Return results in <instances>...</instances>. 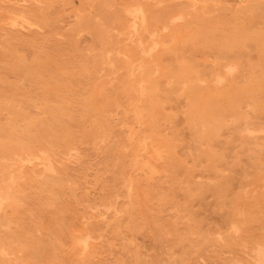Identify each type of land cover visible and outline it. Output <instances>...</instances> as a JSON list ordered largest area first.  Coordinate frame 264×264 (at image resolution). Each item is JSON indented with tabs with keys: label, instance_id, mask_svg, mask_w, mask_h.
<instances>
[{
	"label": "rangeland",
	"instance_id": "rangeland-1",
	"mask_svg": "<svg viewBox=\"0 0 264 264\" xmlns=\"http://www.w3.org/2000/svg\"><path fill=\"white\" fill-rule=\"evenodd\" d=\"M38 4H39L40 8H39ZM17 6H18V9L20 7H21V9L18 10L16 8ZM32 6H35L36 9L34 10V8ZM0 7H1L0 8V43L4 41L3 42L4 44L1 43V45H0V77H1L0 78V92L2 91L1 93L3 96V98H2L0 95V101H2V99L6 100V98H7L8 100L1 103V104H3V103H7L8 101H10L9 99H11V103L8 102L9 103L8 107L6 106L7 104H4V105L0 104L2 106V108L4 107L2 109L0 106V108L3 110V111L0 110L1 111L0 112V125L2 126L3 124H5V125H3L2 128L0 127V131H2L4 128L8 129L9 125L15 124L14 126L16 128L18 127V130H16V131H18V133L21 134V133H23V130H24V132H26V131L28 132V127L30 128L32 125L33 127H31V128L36 130V131H34V130L32 131V130H30L31 128L29 129V131H30L29 134L34 132L33 133L34 136L31 135V137L32 136L33 137L32 138L30 137L31 139H33V143L37 144V142H40L39 140L42 139L41 140L42 144L39 143L40 145L39 144L35 145V148H37L36 146H38V145L40 146V148H43V149H45L46 147L48 148V147H52L55 145L54 147L58 151V153H56L55 156L53 157V161L55 162V164L52 161V163L54 164V165L52 164L53 167L51 166L52 171L50 169H46V170L42 171V169H43L42 165L38 164L35 169L41 173H37L34 177H30V178L24 177L18 184V187L20 186L19 190H21L22 188L25 187V188L29 189V192L27 189L25 190V188L22 189V191L18 190L17 195L15 197L16 199H14L16 201V203H18L17 204L18 206L14 202L13 205L9 204V205H11V207L10 206L6 207V215L7 216L5 215L6 217L4 219L6 221L0 222V223H5V225L0 224V234L2 233L0 235L1 236L0 238L2 239L4 235L6 236L8 234L6 237L4 236V238H5L4 241L6 242V240H7L8 243L13 241L11 244L9 243L10 245H12L11 249H12V247H14L13 248L14 250H17L18 252H20V253H18L15 251L14 252L15 255H16V253H17V255H20V256L24 254L23 258L27 259L32 264H33L34 260H35V264H59V260H61L60 264H62V263L63 264H240V263L246 264V261L249 262L247 264H260V254L262 252H264V250H263L264 238H262V235H264V187H263L264 186V107H263L264 106V104H263L264 103V91H263L264 90L263 89V87H264V0H11V1L10 0H0ZM8 7L10 8V10H8L9 9ZM11 7L12 8L14 7L13 8L14 12H13ZM30 7H32L33 9H31ZM119 7H121V8H119ZM135 7L139 11H135L136 10V9L134 10ZM137 7H140V8L142 7L141 8L142 10L140 8H137ZM6 8H8V9H6ZM24 8H26V9H24ZM28 8H30V9H28ZM37 8H39L40 10ZM145 8H146V10H145ZM143 9L146 11V13L150 12V14L145 15V13H144L145 11ZM15 10H16V12H15ZM37 10H38V12H36ZM97 10H99V12ZM26 11L29 12L30 14L27 13ZM132 11L134 14L132 13ZM32 13H34V15H36V16H34ZM35 13H39V14H35ZM135 13L137 15H135ZM28 14H29L30 18H27ZM20 15H21V17H20ZM132 16H134V18ZM145 16H148L149 21L148 20L147 21L149 22L150 25L146 24L147 21L145 19L146 18ZM149 16H151V19L149 18ZM116 17H118V18L120 17V19H117ZM31 18H33L32 21H31ZM139 19H141V21H139ZM143 19H145L144 21H146V23H144V25H143ZM152 19L156 20V21L150 23V21H152ZM34 20H37L38 23H36ZM120 20L123 23L119 22ZM133 22H134V26H133ZM26 24L28 25L27 27H26ZM120 24L124 25V27L121 26ZM140 24H141V26L142 25L143 26L139 27ZM105 25H107L106 26L107 28L105 27ZM137 25H138V27H136ZM145 25L148 26L147 27L148 31L145 30V27H146ZM143 27H144V29H143ZM99 28H101V30L103 29L105 31H101V30H99ZM125 29H127L128 31ZM135 29H138V31L136 32ZM245 29H246V31H245ZM140 30H142V31L139 32ZM100 31L102 33L106 32V34H104V33L100 34ZM124 31H126V32H124ZM143 31H144V33H143ZM9 32H10V34H9ZM12 32H13L14 37L12 36ZM7 33H8V35H7ZM119 34H120V36H119ZM101 35H105V37H103ZM106 35L107 36L114 35L115 37L117 35L118 37L115 38L114 36H112L114 38L111 39L110 38L111 36L107 37ZM139 35H140V37H139ZM11 36L13 38H11ZM259 36H260V38H258ZM2 37H4V39ZM5 37L9 38V40ZM100 37H101V39H100ZM1 38H2V40H1ZM119 38L122 41H120ZM5 39H7V40H5ZM103 39H104V42H103L104 44L101 45L100 43L103 41ZM113 39H115L117 42L114 43L115 40L113 41ZM130 39L133 42L130 41ZM136 39H139V40H136ZM100 40H102V41L100 42ZM118 40H119V42H118ZM123 40H126L127 43H129V44L126 45V43H124L125 41H123ZM153 40H154L155 44L157 43L156 45L152 42ZM109 42H110L111 47H114V48L118 44L117 47L119 46V48L123 49L124 50L123 53H126V51L128 52L129 49H130V51H129L130 53L133 51L131 53V55H133L134 53L136 54L138 52V54L140 56L138 54H136L138 56L137 57L134 54L137 58H134L135 57L134 55H133L134 57L131 56L132 59L134 58L133 59L134 62L131 59V61H132L131 66L133 68H137V66H139V65L140 66L146 65L151 70L153 68L154 69L157 68V69H155L157 71H154V69L152 71H149L150 72L149 73V80H148L147 84L151 83L150 85L155 86L156 90H157V87H159V83L162 84V85L160 84L161 88L163 86L166 87L169 85L168 86L169 88L167 87V93L164 92L165 88L164 89L162 88L163 89L162 90L159 87V90H157V92H159L160 90H161V92L162 91L164 92V94H165L164 96H163V93L161 94V96H163L164 98L160 96L161 92L158 94L155 91L156 93L153 97L154 99H151L152 103L148 99H143L139 102V105L142 107V109H144L143 110V112H144V115H143L144 123H143V125H142L143 127H141V129L146 130L147 132H149V131L152 132L154 139L158 138V139H156V142L158 144L157 143L154 144V147L158 152L159 151L162 152L161 149L163 148V153H165L164 152L165 149H166V152L168 153V154L167 153L164 154V155H166V157L168 155V157H167L168 160H167L166 157L162 155L163 153L159 152V154H161V157L163 156V158H162L163 160L161 159V157L158 156L159 158H157V159L160 161H158L157 159H156L157 162L155 159L150 161L151 170H149L145 166H139V165L135 164V162L133 161L135 157H140V156H138L139 152L134 150L135 144H134V141L131 140L130 129H129L130 127L136 126L135 121H134V115L129 109L132 102H138V99H136L137 95L135 93H132L131 95L130 94H125V95L123 94L120 96H116V95H114L113 92L110 93L111 90L109 89L110 92H106L107 90L105 91V93H108L109 96L99 95L98 97L100 99H98V97H97V100H99V101L96 102L95 106L100 107L98 109L99 112L97 110H95V108H93L94 109V111H93V109L91 110V109H87L88 107H83V106H86V105H84V102H86V99L84 100V97L87 98V96L91 95L94 92V89L96 86H99V85H102V83L103 84L105 83L106 85H104V86L107 87L111 83L119 84L120 82L125 83V81H126L125 77H127V75H126L127 73H126L125 68H123V67H125L123 64L124 60L122 58L123 53L122 52L119 53V50L117 51V48L114 49V48L109 47ZM120 42L124 43V44H122V46L124 45L125 47H120V45H121ZM7 43H8V45H7ZM9 43L12 46L9 45ZM141 43L145 46L141 45ZM5 44L7 47H11V49L7 48V47L5 48V46H4ZM96 44H98V45L96 46ZM153 44H154V46L152 47ZM99 45L101 46V48H99L100 47ZM107 45L111 49V51L109 48H107ZM103 46H106V48L105 47L103 48ZM127 46H128V49L125 50V48H127ZM135 46L137 49H138V46H140V47L137 50L136 48H133ZM145 48L147 50L146 55L144 54L146 51V50H144ZM99 49H101V50H99ZM15 50H16V54H13V53H15ZM97 50H99V51H97ZM102 50H104V51L102 52ZM9 51L13 52V53L11 54ZM91 52H93L94 54L92 53L93 54L92 55ZM108 52H109L110 56H108L109 55ZM148 52H150V53H148ZM9 53H10V55H9ZM17 53H20V54H17ZM95 53L97 54V56ZM101 53L103 54V56ZM36 54L37 55L39 54L40 57L37 56ZM42 54H44L45 56ZM98 54L99 55L101 54L100 60H98V58H100ZM111 54L112 55L114 54L115 56L113 55L114 56L113 57V56H111ZM153 54H156L157 57L154 56ZM18 55L20 56V59H19ZM21 55L22 56L24 55V57L27 60L24 58L25 61L22 62L23 58ZM41 55H42V58H41ZM88 55L89 56L92 55V57L93 56L94 57L93 58L90 57L91 58L90 59ZM120 55H121V57L119 58ZM143 55H145V56H143ZM11 56H13V58ZM76 56H77V58H76ZM107 56H108V58H107ZM43 57H45L46 60ZM53 57H54V59H53ZM55 57L58 60L55 59ZM112 57H113V61H111ZM116 57L118 59H115ZM141 57L144 59V62H141V61H143V59ZM144 57L147 59L145 60ZM5 58H7V60ZM10 58H12V60ZM14 58H15V61H18V60H21V61L16 62L17 65H14L15 64V62H13ZM37 58H38V60H37ZM48 58L49 59L51 58V61ZM78 58H80V61ZM83 58H84V60H83ZM88 58L90 60H88ZM121 58H122V60H121ZM34 59H36V60H34ZM65 59L68 62H66ZM8 60H11L12 62L8 63ZM55 60H57L58 66H56L57 62H55ZM63 60H64V63L66 62V64H63ZM82 60L85 62L81 63ZM136 60L138 61L137 63H136ZM5 61L9 64V66L7 63L6 64L4 63ZM38 61H40V62H38ZM70 61H72L74 64H77L78 66L74 65ZM92 61H93V65H94L93 67L96 68L97 70L93 69L92 63H91ZM98 61L101 63V65H100V63H98ZM121 61H123V62H121ZM21 62H22L23 66L20 65ZM33 62H35V63H33ZM76 62H78L79 64ZM31 63L34 64L33 65L34 67L31 65ZM67 63H69V64L72 63V64H70L68 66ZM88 63H91V64H88ZM115 63H116V65H115ZM120 63H122V64H120ZM10 64H12L13 66L10 67ZM25 64H28V66H26ZM83 64H85V65L87 64L86 66L88 67V65H89V67L85 68L84 67L85 65L82 66ZM118 64H119V67L120 66L122 67V69H121V67L120 68L118 67ZM48 65L49 66L51 65L50 66L51 68L47 67ZM72 65H73V67L71 68L70 66H72ZM15 66H19V67H15ZM40 66L41 67L44 66L43 68L47 67L44 70V72L48 73V74L47 73L45 74V76L47 75L46 79L44 78V72H42L43 68H40ZM105 66H106V68H105ZM115 66H117L118 68ZM7 67H10V68L8 69ZM24 67H25V70L27 71V73L24 72L25 71ZM30 67H31V69L29 70L28 68H30ZM65 67H66V69H65ZM69 67L71 69V72H70ZM189 67L192 71L186 70L187 73H185L186 71H184V70L187 68L189 69ZM52 68H53V71L51 70ZM61 68H63L64 70H62ZM166 68H167V72L172 70L171 73L170 72L165 73ZM193 68L196 70H194ZM13 69H16V71ZM18 69L20 70V72L18 71ZM84 69H86V70H84ZM182 69H184V70H182ZM31 70H33V71L39 70L36 73H39V72L40 73L36 74V76H35L33 73H31ZM49 70H50V72H49ZM112 70H114V71H112ZM65 71H67V72L65 73ZM76 71H77V73H76ZM107 71L110 74L108 73V75H107L106 74ZM160 71L164 73V74H162L161 78L159 77L160 75L157 73ZM179 71H181V72H179ZM193 71H194V73H192ZM198 71L201 73L203 72V75L200 73L201 77H200V75L199 76L197 75L199 73ZM207 71H208V73H207ZM15 72H17V73H15ZM116 72L118 74H116ZM161 72H160V74H161ZM173 72L175 73V75L173 74ZM188 72H191L194 77L196 75V77L194 78L195 80L193 82H191L193 79H191L189 81V79L193 76L190 77ZM29 73H30V75H29ZM100 73L101 74L104 73L103 74L104 76L100 77L99 76ZM122 73H124V74H122ZM176 73H178V74H176ZM183 73H184V77L187 78V76H189L188 77L189 79L185 78L184 81H187L185 83H183L184 82L183 81V79H184ZM204 73L206 75L208 74L209 77H206V75ZM220 73H222V74H220ZM166 74H168V75H166ZM169 74L172 76L174 75L175 76L174 79ZM185 74L187 76H185ZM24 75H26L29 79ZM92 75H94L93 77H97V76H99V77H97L98 79L97 78L95 79L92 77ZM163 75L164 76L166 75V77L163 78L164 77ZM118 76H120V78L121 77H123V78L120 79ZM197 76L199 77V79ZM91 77H92V80L90 79ZM170 77L172 78V81H171ZM180 77L182 79L181 81L179 79ZM30 78L31 79L34 78V79H32V81H31ZM53 78H54V81H53ZM81 78H83V79L81 80ZM201 78H203V80H200ZM204 78H207V79L205 80ZM2 79L5 82L1 83ZM35 79H36V82H34ZM42 79H43L42 82L45 83L46 85H44L41 82ZM47 79L51 80V81L49 82V81H47ZM68 79H70V80H68ZM79 79H80V81H82L81 83L84 85H85L86 81L87 82L89 81V82L86 83V85L84 86L80 83ZM88 79H90L91 81ZM100 79L102 81H100ZM11 80L14 82H11ZM55 80H57V82ZM83 80H84V82H83ZM118 80H119V82H118ZM169 80L171 83L169 82ZM71 81H72V83H71ZM93 81H94V83H92ZM149 81H152V82L149 83ZM54 82H56V83H54ZM156 82L158 83V86L156 85L157 84ZM179 82L183 83L181 86L183 89H181V88L178 89V87H176V86L180 87L181 83H179ZM238 82H240V83H238ZM251 82H252V85H251ZM254 82H256L257 84ZM38 83H40L41 85L43 84V85L42 86L40 84L38 85ZM61 83H63V84H61ZM90 83H92V84H90ZM195 83L196 84L200 83L197 85L201 89L200 91L197 90L198 89L197 86L195 87V85H196ZM249 83H250V85H248ZM259 83H260V86H259ZM76 84L79 85L80 87L77 86ZM97 84H99V85H97ZM164 84H166V85H164ZM242 84H243V88H245V89L241 88ZM261 84L263 87H261ZM1 85H3V86L1 87ZM15 85L19 86V88ZM73 85L74 86L76 85V86L73 87ZM190 85H191V87H190ZM192 85L194 88L192 87ZM257 85L259 86V88L257 87ZM24 86H25V88H24ZM61 86H62V88H61ZM188 86H189V89L192 88V89H190L192 91L187 89ZM224 86L226 88V90H225L226 92L224 91V89H225V88H223ZM250 86H252V87H250ZM6 87L8 89L9 88L10 89L4 90L3 88H6ZM201 87H203V88H201ZM1 88H2V90H1ZM11 88L15 89L14 91L16 92V94ZM76 88L77 89L79 88L78 89L79 94L77 93ZM240 88H241V90H243V91H240V93L242 92L241 94L239 93ZM256 88H258L260 91L262 90L263 93H261L262 91L261 92L257 91L258 89H256ZM16 89H18V92L16 91ZM25 89H27L29 91H27V90L25 91ZM35 89H37V90H35ZM81 89L83 90V93H82ZM84 89H86V90H84ZM168 89H170V90H168ZM6 90H7V92H5ZM176 90H178V91H176ZM185 90H187V91L184 93L183 91H185ZM212 90L214 92H211ZM232 90L234 93L231 92ZM237 90H238L239 94L237 93ZM244 90L247 92V94ZM255 90H256V93H255ZM11 91H13V93H11ZM197 91L199 93H201V96L199 95V93ZM217 91L219 93H222V95L224 94L223 96L228 95L227 98L226 97L221 98V94L218 95L219 93H216ZM227 91H229V92H227ZM72 92H74V93H72ZM210 92L212 94V97H214L213 93H215L214 98L211 97ZM18 93H19V95H17ZM42 93H44V94H42ZM56 93L58 96L56 95ZM186 93H188V94H186ZM228 93L230 94V98H228L229 97ZM236 93L239 95V97H237ZM258 93H259V95H258ZM32 94H34V96H32ZM36 94H37V96H36ZM39 94H40V97H39ZM49 94H51L53 96H50ZM74 94H75V96H74ZM82 94H83V96L86 94V96L83 97ZM234 94L236 95V97ZM112 95L115 98L112 97ZM189 95H191L193 98L190 96L191 98L189 99ZM194 95H195V97H194ZM208 95H210V96L208 97ZM18 96L24 100L21 101L19 98L20 102L17 101ZM27 96H29L28 98H30V96H32V98L34 97L33 98L34 102L37 101L36 97H38L39 98L38 101L41 102L40 104L38 102V104L40 106H38L37 102L35 104L33 102V99H31V98L28 99ZM73 96L76 100L73 98ZM76 96H77V98H76ZM216 96L218 98H221V100L223 99L222 103L225 102L227 104V103H230L232 101V104L230 103L231 105L230 104L225 105V103L222 104L221 100L219 99V101H218V102H220L219 105H221V104H222L221 106L224 105L222 108H225L227 106V109H225L226 111L222 112L221 106H219L218 107L219 109H217V106H218L217 103L218 102L216 103V101L218 99L215 100ZM242 96L245 97V99H243L244 101H242V98H244ZM253 96H254V98H253ZM255 96H256L257 100L259 98L258 101L255 99ZM262 96H263V100L261 99ZM50 97H53V98H50ZM105 97H107L108 99H106ZM210 97L212 98V101L209 100L210 101L209 102L208 99ZM234 97L237 100H234L235 99ZM186 98L188 100V103L190 102L189 104H187ZM194 98H195V100H193ZM232 98H234V99L230 100ZM238 98L239 99L241 98V100H239ZM12 99H13V101H12ZM70 99L72 101L75 100L76 103H74L75 101L70 102L71 101ZM80 99H81V101H80ZM110 99H111V101H109ZM201 99L202 100L204 99V100L201 101ZM227 99L230 102H226V101H228ZM250 99L252 101L254 100L255 103L251 102ZM28 100H29V103H28ZM116 100L119 101V103H117ZM162 100L163 101L165 100V102L164 103L160 102ZM77 101H78L79 105H81V103H83L82 104L83 106L76 105ZM124 101H126V102H124ZM157 101H159V102H157ZM195 101H198L199 102L198 105L199 104L202 105L201 107H203V108L207 106L206 104H209V103L211 105L214 104L213 105L214 110L212 113L214 115L215 114H217V115L215 116V118H214V115H212L213 118L215 119V123L213 125V128H211L212 130L209 129L208 126L204 127L201 120L196 121L199 119L194 118L193 117L194 113L189 112V111H193V109L195 107V104H194ZM207 101H208V103H207ZM235 101L236 102L238 101L237 104L240 103L237 105L238 107L234 106V105H236ZM248 101H249V103H248ZM42 102H44L45 104ZM106 102H108V103L106 104ZM15 103H16V105H15ZM71 103L74 104V107L76 106L75 109L72 108L73 105L71 106ZM154 103L156 105L159 103L157 105L158 107ZM251 103H252V105H250ZM17 104H19V105H17ZM32 104H33V107H32ZM150 104H152V105H150ZM190 104H192V105H190ZM203 104L206 106H204ZM14 105H15V108L13 107ZM41 105H43V106L41 107ZM102 105L105 106L106 108L103 107ZM119 105H120V107H119ZM147 105H149V107L150 106L151 107L153 106V107L148 109ZM188 105H190V106H188ZM258 105H259V108H261V109L258 108ZM22 106H24V107H22ZM109 106H110V108H109ZM10 107H11V109L9 110V112L11 111L10 112L11 115L9 114L8 111H5V110H8V108H10ZM39 107H41L42 109H39ZM70 107H71V109H70ZM256 107H257V109L254 110ZM16 108H18L20 111ZM20 108H23V109H20ZM43 108H46V109L43 110ZM47 108H49V109H47ZM103 108H104V111H106V110L107 111L104 112ZM228 108L229 109L233 108V109L228 110ZM13 109L15 110V112H16V110H18L19 112H16L13 114V112H14ZM26 109H27V111H26ZM156 109H158L157 112H156ZM189 109H191V110H189ZM28 110L30 111V114H28V116H26V114L29 113ZM58 110L61 112H59ZM71 110L72 111L74 110L75 113L77 112L76 114H78V115H75L74 111L72 113ZM218 110L220 112H222L223 115L225 113L229 114L228 111H231L232 117H234V118L231 119V114L230 115L225 114V116L223 117L222 114L218 113L219 112ZM253 110L257 111V112L255 113ZM24 111H26L27 113L25 112L26 113L25 114ZM42 111H43V113H42ZM80 111H82L81 114H80ZM86 111H88L89 113H86ZM214 111H216V113H214ZM233 111H235V113ZM239 111L242 112V114ZM20 112H23L25 117L23 115H20L19 114ZM39 112H40V114H39ZM102 112H103V114H102ZM110 112L112 113L111 114L112 116H109ZM146 112H147V114H146ZM160 112L163 114L161 115ZM47 113H49L50 115H47ZM90 113H93V114L90 115ZM99 113H101L102 116ZM236 113H237V116H236ZM8 114L10 116L13 115L14 118H13V116L10 118L8 116ZM85 114L87 116H85ZM88 114H89V116H92V115H94V116H92V118H89ZM97 114L101 117H99ZM114 114H116V115H114ZM122 114H123V116L121 117ZM157 114L159 116H157ZM191 114H192V116H191ZM210 114H209V116H210ZM33 115H34V117L38 115L36 118H41V119L40 120L36 119V118L32 117ZM45 115H47L46 117L51 116L53 118H51V117L46 118ZM56 115H58V116H56ZM69 115H72V116H69ZM73 115H75V116H73ZM81 115H82V117H81ZM119 115H120V118H119ZM218 115L220 118L218 117ZM19 116H22L24 119L22 117H20V119H19ZM96 116H98V118ZM212 116H211V118H212ZM16 117L18 118L17 119L18 121L16 120ZM30 117H31L30 120H32V118H33V120H32L33 122L30 120L26 121ZM151 117H152V119H151ZM221 117H223V118H221ZM239 117L242 119L240 120ZM21 118H22V120H21ZM75 118H77L78 120ZM84 118H85V122H84ZM213 118H212V120H213ZM235 118H237L240 121L236 120ZM246 118H248V119H246ZM34 119H35V121H34ZM43 119H45V120L43 121ZM50 119H52V121ZM62 119H63V122H62ZM111 119L114 121L111 122ZM193 119L195 122L193 121ZM219 119L220 120L222 119V121H223L222 125H221L222 121H221V123L218 122ZM11 120H13L14 123ZM41 120H42V122H39ZM48 120H49V122H48ZM117 120L118 121L121 120V121L118 122ZM123 120L125 122H123ZM246 120H248V121L246 122ZM53 121L56 123H54ZM235 121H237V122H235ZM28 122H31V125ZM45 122H46V126H48V124L51 123L50 126H48V127H50V130H48V131L51 132L53 130L52 133L56 134V137H51V136H48L45 134H44L45 136H43L42 131H41L42 134L40 133V130H42L41 127H43V125H45ZM47 122H48V124H47ZM66 122L68 123L69 126L71 125L70 127H73L75 125L76 128H75V126L73 128H70ZM82 122H84L85 125ZM86 122H89V123H86ZM243 122H244V124H243ZM9 123H11V124H9ZM17 123H19L18 125H20V123H23L22 125H20L22 127V129H23V125L26 124L25 125L26 127L25 126L24 127L27 129H23L21 131V129H19L20 126H17ZM70 123H72V124H70ZM217 123H219L221 126ZM247 123L250 125H248ZM6 124H8V125H6ZM37 124H39L38 126H40V124H41L39 130H38L39 127L37 126ZM90 124H93V125L90 126ZM151 124H152V126H151ZM51 125H53V127ZM99 125H100L101 129H103L102 134L99 136H95L93 134V132L95 131L94 128L96 126H99ZM129 125H131V126H129ZM153 125H154V127H153ZM245 125L248 128L245 127ZM46 126H44V127L47 129L48 127H46ZM65 126H67L68 130L66 129ZM80 126L81 127L83 126L84 130H82V128ZM56 127H57V129H56ZM91 127L94 130H92ZM242 127H244L245 129H249V131L248 130L244 131L245 129H242ZM45 128H43V129H45ZM52 128H54V129H52ZM89 128H90V130H86ZM158 128L160 130H158ZM197 128L199 129V131ZM252 128L254 130H252ZM55 129L57 132L55 131ZM62 129L63 130L65 129V132ZM128 129H129V131H128ZM59 130H61V131H59ZM66 130H67L68 135H66L67 134ZM78 130H80V131H78ZM124 130H126V132ZM215 130L217 133L215 132ZM62 131L64 132V134L62 133ZM84 131H85V135H83ZM78 132H80L81 134ZM207 132H209V134H211L212 136L211 135L207 136ZM87 133H89V134H87ZM3 134H5V133H3ZM36 134H37V136L39 134V136L41 138L40 139H38L39 137L36 138V136H35ZM58 134H60L61 140L59 139L60 136ZM71 134H74V136ZM76 134H77V136H75ZM0 135L2 136V138L4 137L2 139L0 136V143H1V142L5 141L6 134L5 135L0 134ZM57 135H58V137H57ZM64 135L67 136V138L69 136V138L67 139ZM119 135H120V137H119ZM21 136L23 137V135H21ZM62 136H64V137L62 138ZM159 136H160V138H159ZM164 136L169 137V139H171L170 140L171 142L169 141V139L167 137L166 138L168 140L163 139ZM199 136L201 139L199 138ZM44 137H45V139H44ZM47 137H49V139ZM81 137H83V138H81ZM97 137H99L98 138L99 140L96 139ZM209 137H211V139H209ZM52 138H53V140H56L58 142L53 141ZM64 138H66V140ZM92 138H93V141L91 140ZM118 138H119V140H118ZM197 138L200 140H198ZM43 139L45 142L47 141L48 143L47 142L45 143L43 141ZM72 139H74V141ZM79 140H81V141L79 142ZM101 140H103V141L101 143H98ZM158 140H161V141H159L161 143H159ZM162 140H164V141L162 142ZM202 140H205V141L203 142ZM68 141H69V143L72 142V143H70V146H69V143H67ZM76 141H78V142H76ZM95 141H96V143H95ZM109 141L110 142L112 141L111 144H109ZM61 142L64 144V146H63V144H61ZM118 142H119V144H117ZM131 142H133V144H129ZM166 143L169 144V146ZM170 143H173V144H170ZM71 144L73 145V147ZM46 145H48V146H46ZM58 145L60 147H65V149L58 148ZM118 145L120 147H118ZM166 145L168 148L167 147L165 148ZM43 146H45V148ZM75 146H77V147H75ZM93 146H95V147H93ZM128 146H129V150L132 147V150H131L132 152L125 151V150H128L127 149ZM81 147H82V150L80 149ZM125 147H127V148H125ZM87 148H88V150H87ZM78 151H79V153H78ZM80 152H81V154H82V152H84V153L82 155H79ZM170 152H171V154H170ZM59 153H60V155H58ZM65 155H67V157ZM73 155L75 156V159H74ZM78 155L81 158H79ZM56 156H58L59 158L57 157L58 158L57 159ZM116 156H119V158H117ZM131 156L133 158H131V161H129ZM141 156H142V154H141ZM64 157H66L67 159H64ZM72 158H73V160H72ZM143 158H144V156H143ZM55 159H57L58 161ZM59 159H61V161H59ZM82 160H84V161H82ZM114 160L117 162V163L115 162L116 164H114ZM67 161H69V162H67ZM107 162H108V164H107ZM132 162H133V164H132ZM104 163H106V165ZM103 164L105 167L100 168L101 166H103ZM115 165H116V167H115ZM133 165L134 166L136 165V166L133 167ZM60 166H61V168L63 166V169L65 172L60 168ZM108 167H110V168H108ZM113 167H115V168H113ZM130 167H132V168L130 169ZM54 168H58V169H55L56 170L55 171ZM104 168L106 171L104 170ZM111 168H112L113 172H115V173L112 172ZM126 168H127V170H126ZM144 168H146V170ZM152 168L155 169V171ZM100 169L101 170L103 169L104 171L103 170L101 171ZM141 169H143V170H141ZM57 170H59L58 174L60 173L59 175H61V176H59V175L56 176ZM120 171H122V172H120ZM135 171H137V173L134 174ZM141 171H142V173H141ZM45 172H47L48 175L52 174L51 176H49L50 178L47 175V179H46V180H48L47 184H46V180H45V176H46ZM68 172H70L69 174L71 177H69ZM97 172L98 173L100 172V174H98ZM116 173H117L116 177L115 176L113 177V174L115 175ZM118 173H120L121 175L120 174L118 175ZM140 173H141V175H140ZM144 173H147V174H144ZM62 174H64V175H62ZM122 174H124V175H122ZM149 174H150V176H149ZM151 174H152V177H151ZM153 174L155 175V177ZM65 175L67 176V178ZM125 175L127 177H125ZM132 175H133V177H132ZM63 176H65V177H63ZM93 176L96 177L98 183L96 182L95 177H93ZM102 176H103L104 180H103ZM117 176H119V179L117 178ZM120 176H122V178ZM68 177L73 180V182L71 180V184L69 182L70 179ZM105 177H106V179H105ZM100 178H102L101 180H103L102 181L103 183L101 182V180H100V182L98 181ZM31 179L34 180V182H32ZM49 179L50 180L52 179L54 182H50ZM60 179H62V180L64 179V180L62 181ZM93 179L95 180V182L93 181ZM148 179H150V180H148ZM43 180H45V185H47V187L43 184L44 183ZM105 180H107V182ZM122 180H124V182ZM29 181H31L32 183ZM111 181H113V182H111ZM134 181H136V182H134ZM130 182H131V185H130ZM89 183H91V184H89ZM117 183L119 185H117ZM39 184H42V185H39ZM53 184H54V186H53L54 189L52 188ZM50 185H51V187H50ZM114 185H117V186L115 187ZM35 186H37L38 188ZM69 186H73L72 188L73 189L75 188V190L73 191V189ZM108 186H110L109 187L110 189H108ZM111 186L115 189H112ZM42 187H43V190H42ZM104 187H107V188H104ZM126 188H127V190H126ZM129 188H134V189H133V191H131V189H129ZM47 189H49L50 192H49V190L47 191ZM71 189L74 193L73 192L70 193ZM111 189L113 191H111ZM23 190H24V192H23ZM147 190H149V191H147ZM45 191H47V192H45ZM53 191H55V193ZM135 191H137V192L133 193ZM20 192L23 193L24 195H22ZM41 192H42V195H41ZM48 192H49V194H48ZM59 192L61 193V195ZM123 192H124V194H123ZM147 192H148V194H147ZM56 193H59V197H58V194H56ZM26 194H27V196H26ZM50 194L52 196H49V198H48L47 196ZM73 194H75L76 197H75V195L73 196ZM105 194L106 195L108 194V195L106 196ZM18 195H20V197ZM69 195L70 196L72 195L71 196L72 198ZM136 195H137V197H136ZM33 196H34V198H33ZM101 196L103 197L102 202L100 201L101 199H99V198H101ZM130 196L132 198H130ZM147 196L149 197L148 199H147ZM133 197L135 198V200ZM44 198L47 200H44ZM112 198H115V199H112ZM123 198L126 200V202ZM164 198L167 200H165ZM63 199L64 200L67 199V202L65 201L66 203H64ZM109 199L111 202L109 201ZM136 199H138V201L140 200L139 201L140 204L137 202ZM142 199H143V201H142ZM19 200H21L22 202ZM41 200H44V201L42 202ZM60 200H62V201H60ZM98 200L100 201L99 202L100 204H98ZM116 200H118V201L116 202ZM122 201H123V203H122ZM129 201L133 202L134 204H136V203L137 204L134 205L133 203H131ZM60 202L61 203L63 202L62 205L64 204L63 206L66 205V207H63V206L61 207ZM42 203L45 206L47 205L46 206L47 208H45V206L42 205ZM56 203H58L59 206H58V204L56 205ZM69 203H70V205H69ZM92 203H93V205H92ZM121 203L123 206H121ZM128 203H130L129 206L131 207V209L128 206ZM19 204H21V205H19ZM35 204H38V205H35ZM96 204H98V205H96ZM102 204H104V205H102ZM40 205L44 206V207H40ZM55 205H56V207H55ZM91 205L93 206V208L91 207ZM14 206L16 208L17 207L18 208L16 209ZM21 206H23V207H21ZM67 206H68V208H67ZM70 206H74V207H70ZM113 206H115V207H113ZM133 206L135 208L137 206L138 209L136 208V210H135V208H133ZM30 207L33 210V212L36 211L33 213V215H32V210H30ZM98 207H100V208L98 209ZM127 207H128V209H126ZM51 208L53 209L52 210L53 213H51L52 212ZM72 208H75V211H72ZM96 208H97V210H99V212H97ZM118 208L120 211L118 210ZM140 208H142V210H140ZM15 209H16V211H15ZM39 209L43 210V211L47 210V212H49V213L43 212V215H41L42 212L40 213ZM101 209H103L104 212ZM242 209L244 210L245 214L243 211L241 213L240 210H242ZM19 210H21V211H19ZM26 210H28V211L30 210L29 211L30 213ZM77 210L80 212V214ZM126 210L128 212L133 210L134 214H133V212L128 213ZM10 211H13V212L11 213ZM55 211H57V212H55ZM61 211H62V214L59 213ZM66 211H68V212H66ZM142 211H143V213H142ZM144 211H148V212L144 213ZM81 212H82V214H81ZM118 212H120V213H118ZM9 213L13 214V216L11 215L12 216L11 217L10 215H8ZM17 213L20 215L18 216ZM21 213H22V215H21ZM39 213H40V216H38ZM57 213H59L60 215ZM84 213H87L88 217ZM96 213L97 214L100 213L101 215L99 214L96 217ZM109 213H111V214H109ZM251 213L253 214V222H251L252 216H249V214L252 215ZM14 214L16 215L15 219H14V216H15ZM90 214H91V218H90ZM136 214H137V216H136ZM246 214L248 216H246ZM44 215H45V217H44ZM56 215H58L60 218ZM62 215H64L65 218H62L61 217ZM76 215H78V216H76ZM255 215H257L256 218H255ZM23 216H24V218H23ZM25 216H26V220H25ZM94 216H95V218H94ZM116 216L118 217V219ZM236 216L238 218H236ZM28 217L33 221V223L36 221L35 224H33V223H31L32 221L29 219L30 225L33 224L35 226L29 225L30 227H28V224H27V223H29ZM32 217H34V218H32ZM35 217H37V218H35ZM52 217H54V218H52ZM57 217L59 218V222L61 221L60 223L58 222ZM105 217H108V218H105ZM16 218H18V219H16ZM104 218L106 219V221H104L105 220ZM247 218H250V219H247ZM96 219H98V220H96ZM113 219L115 220V222ZM235 219H237V220H235ZM244 219H245V224L246 223L248 224V221L250 220V222L248 224L249 226L244 225ZM7 220L10 222L12 221V222L10 223ZM75 220H76V222H75ZM85 220L86 221H92V222L98 221V223L94 222L95 228L98 230L97 232L95 230L96 238H95L94 242L92 243L90 249L83 254L75 252V251L72 253H67L66 250L69 249L70 245H71L70 244V242H71L70 237H72V234L74 233V231L80 227L82 221H85ZM118 220H119V222H118ZM24 221L25 222L27 221L26 222L27 227H25L26 224ZM43 221L45 223H43ZM47 221L51 222V223H48ZM99 221H100V223H99ZM110 221H111V223H110ZM6 222H7V224H9V226L7 225V227H6ZM14 222L19 224V226L17 224H13ZM58 223L62 229L59 228L57 225L53 226V225L58 224ZM76 223H78V224H76ZM120 223H121V225H120ZM36 224H40V227H38V225H36ZM49 224H52V225H49ZM250 224H252L251 227H250ZM47 225H49V227H50L49 229H48V227L46 229L45 226H47ZM104 225L106 226V228L104 227ZM242 225H244V226L242 227ZM42 226H44V227H42ZM74 226H75V228H74ZM112 226L113 227L117 226L116 228L114 227V231H113ZM21 227L23 229L27 228L28 233H26L27 232L26 230L21 229ZM32 227H33V229H32ZM232 227L234 228V230L232 229ZM245 227H246V229H245ZM2 228H4L3 231H1ZM7 228H9V229H7ZM18 228H20L19 231H18ZM51 228H53L54 231ZM237 228H238V230L236 232ZM5 229H6V231L4 232ZM28 229L29 230L31 229V231H29ZM72 229H73V231H72ZM22 230L25 232H23ZM32 230H33V232H32ZM36 230H38L39 232ZM50 230H52L53 232H51ZM241 230H243V231L241 232ZM244 230H246V231H244ZM250 230L253 233H251ZM10 231L12 232V234ZM20 231L23 233H21ZM41 231L44 232L45 234L46 233L47 234L45 235L44 233H41ZM116 231H117V233H115ZM34 232H36V233H34ZM13 233L16 236H14ZM16 233L21 234V235L17 236ZM48 233H50L49 234L50 238L48 237ZM52 233H55V234L53 235ZM9 234H11V235H9ZM30 234H32L34 236H32ZM252 234H253V237L251 236ZM245 235H246V237H245ZM19 236L20 237L22 236L21 239H19ZM46 236H47V238H46ZM10 237H13V238H11V240H10ZM14 237H16L19 240H17ZM23 237L26 238L25 241L27 240V243H25V241L23 240L24 239ZM38 237H39V239H38ZM31 238H32V241L30 243ZM258 238H260V239L262 238V239L258 240ZM36 239H38V241H36ZM41 239H42V241H39ZM43 239H44V241H48V242L45 243L43 241ZM20 240H23L24 242H21L18 244V242ZM57 240H59L58 241L59 243L61 242L62 246L59 245ZM227 240H228V242H227ZM252 241H254L255 243ZM14 242H15V244L17 242L18 245L16 244L17 245L16 246L14 244ZM40 242L41 243L44 242V243H42L43 245H41ZM52 242H53V244H52ZM28 243H30V244L27 245ZM66 244L68 245V247ZM21 245L23 247H21ZM40 245L42 248L40 247ZM257 245L259 247L260 246H262V247L259 249V247ZM92 246L93 247L95 246L96 248H93ZM26 247H27V249H26ZM30 247L32 250H30ZM36 247L38 250H36ZM247 247H250L249 248L250 250ZM33 248L37 252L33 251ZM45 248H46V250H42ZM13 249H12V252L14 251ZM257 249H259V250H257ZM245 250H247L248 252ZM38 251H39V255H41L42 257H45L47 260L44 261L45 258H42L38 254L36 255L35 253H38ZM59 251H60V253H59ZM256 251H257V253H256ZM48 252H50V253H48ZM56 252H57V254H56ZM89 252L90 253L92 252V253L90 254ZM248 253H250V254L253 253V254L251 256ZM60 254H61V256L63 255L62 258L60 257ZM93 254H94V256H93ZM15 255L13 256V258L15 257ZM57 256H59L60 258H58ZM91 256H92V258H91ZM64 258L66 260H64ZM74 258L77 260H75ZM240 259H242V260L239 261ZM40 260H42V262ZM244 260H245V262H244ZM3 261H4L3 263L6 264V262H5L6 260L3 259ZM82 261H83V263H82ZM0 263L2 264V261H0Z\"/></svg>",
	"mask_w": 264,
	"mask_h": 264
},
{
	"label": "bare ground",
	"instance_id": "bare-ground-1",
	"mask_svg": "<svg viewBox=\"0 0 264 264\" xmlns=\"http://www.w3.org/2000/svg\"><path fill=\"white\" fill-rule=\"evenodd\" d=\"M10 1H11V0H10ZM32 2H33V1H32ZM41 2H42V1H41ZM45 2H46V1H45ZM78 2H79V1H78ZM54 3H55V2H54ZM57 4H58V3H57ZM59 4H60V3H59ZM126 4H127V3H126ZM138 4H139V3H138ZM122 5H123V4H122ZM130 5H131V4H130ZM133 5H134V4H133ZM135 5H136V4H135ZM253 5H254V4H253ZM38 6H39V4H38ZM32 7L34 8V10L36 9L35 6H32ZM32 7H30V8L33 9ZM36 7H37V6H36ZM54 7H55V6H54ZM0 8H1V7H0ZM8 8H9V7H8ZM8 8H6V9H8ZM11 8H12V7H11ZM13 8H14V7H13ZM13 8H12V10H13V12H14V9H13ZM16 8L18 9V6H17ZM30 8H28V9H30ZM39 8H40V6H39ZM39 8H37V9H39ZM42 8H43V7H42ZM119 8H121V7H119ZM124 8H125V7H124ZM137 8H140V7H137ZM141 8H142V7H141ZM141 8H140V9H141ZM19 9H21V7H20ZM19 9H18V10H19ZM24 9H26V8H24ZM24 9H23V10H24ZM122 9H123V8H122ZM125 9H126V8H125ZM135 9H136V7L134 8V10H135ZM8 10H10V8H9ZM39 10H40V9H39ZM41 10H42V9H41ZM141 10H142V9H141ZM143 10H144V9H143ZM145 10H146V8H145ZM145 10H144V11H145ZM24 11H25V10H24ZM97 11L99 12V10H97ZM135 11H139V10L136 9ZM15 12H16V10H15ZM17 12H18V11H17ZM26 12H27V11H26ZM26 12H25V13H26ZM32 12H33V11H32ZM36 12H38V10H37ZM127 12H128V11H127ZM141 12H142V11H141ZM141 12H140V13H141ZM148 12H149V11H148ZM27 13H29V12H27ZM27 13H26V14H27ZM132 13H133V11H132ZM144 13H145V15H146V14H147V15L150 14V12H149V13H146V11H145ZM154 13H155V12H154ZM223 13H224V12H223ZM29 14H30V13H29ZM29 14H28V17H27V18H30V17H29ZM32 14L34 15V13H32ZM35 14H39V13H35ZM85 14H86V13H85ZM133 14H134V13H133ZM131 15H132V14H131ZM135 15H137V14L135 13ZM34 16H36V15H34ZM84 16H85V15H84ZM160 16H161V15H160ZM20 17H21V15H20ZM32 17H33V16H32ZM103 17H104V16H103ZM132 17L134 18V16H132ZM135 17H136V16H135ZM140 17H141V16H140ZM140 17H139V18H140ZM145 17H146V18H145L146 21H147V20L149 21L148 16H145ZM34 18H35V17H34ZM116 18H117V19H120V17H119V18L116 17ZM116 18H115V19H116ZM133 18H132V19H133ZM149 18L151 19V16H149ZM160 18H161V17H160ZM171 18H172V17H171ZM84 19H85V18H84ZM141 19H142V18H141ZM141 19H139V21H141ZM145 19H143V25H144V23H146V21H144ZM154 19H155V18H154ZM194 19H195V18H194ZM32 20H33V18H31V21H32ZM160 20H161V19H160ZM201 20H202V19H201ZM34 21H35L36 23H38L37 20H34ZM48 21H49V20H48ZM50 21H51V20H50ZM108 21H109V20H108ZM123 21H124V20H123ZM148 21H147L146 24H149ZM154 21H156V20H153V19H152V21H150V23H152V22H154ZM158 21H159V20H158ZM161 21H162V20H161ZM20 22H21V21H20ZM119 22H122V21L120 20ZM130 22H131V21H130ZM162 22H163V21H162ZM172 22H173V21H172ZM221 22H222V21H221ZM225 22H226V21H225ZM52 23H53V22H52ZM85 23H86V22H85ZM122 23H123V22H122ZM18 24H19V23H18ZM22 24H23V23H22ZM24 24H25V23H24ZM48 24H49V23H48ZM128 24H129V23H128ZM153 24H154V23H153ZM100 25H101V24H100ZM100 25H99V26H100ZM120 25L124 27V25H122V24H120ZM143 25H142V26H143ZM149 25H150V24H149ZM165 25H166V24H165ZM23 26H24V25H23ZM27 26H28V25L26 24V27H27ZM77 26H78V25H77ZM99 26H98V27H99ZM101 26H102V25H101ZM106 26H107V25H105V27H106ZM131 26H132V25H131ZM133 26H134V22H133ZM142 26H141V24H140L139 27H142ZM145 26H146V27H145V30L148 31V28H147L148 26H147V25H145ZM154 26H155V25H154ZM24 27H25V26H24ZM50 27H51V26H50ZM54 27H55V26H54ZM89 27H90V26H89ZM136 27H138V25H137ZM150 27H151V26H150ZM152 27H153V26H152ZM165 27H166V26H165ZM14 28H15V27H14ZM31 28H32V27H31ZM106 28H107V27H106ZM129 28H130V27H129ZM132 28H133V27H132ZM134 28H135V27H134ZM146 28H147V29H146ZM127 29H128V28H127ZM127 29H125V30H127ZM143 29H144V27H143ZM143 29H142V30H143ZM149 29H150V28H149ZM20 30H21V29H20ZM97 30H98V29H97ZM99 30H101V28H99ZM135 30H136V32L138 31V29H135ZM142 30H140L139 32H141ZM145 30H144V31H145ZM152 30H153V29H152ZM61 31H62V30H61ZM101 31H105V30L102 29ZM101 31H100V34H103V33L106 34V32H103V33H102ZM127 31H128V30H127ZM144 31H143V33H144ZM233 31H234V30H233ZM245 31H246V29H245ZM94 32H95V31H94ZM114 32H115V31H114ZM124 32H126V31H124ZM14 33H15V32H14ZM80 33H81V32H80ZM122 33H123V32H122ZM122 33H121V34H122ZM225 33H226V32H225ZM9 34H10V32H9ZM145 34H146V33H145ZM7 35H8V33H7ZM146 35H147V34H146ZM146 35H145V36H146ZM235 35H236V34H235ZM255 35H256V34H255ZM9 36H10V35H9ZM12 36H13V32H12ZM12 36H11V38L14 37V36H13V37H12ZM20 36H21V35H20ZM101 36L105 37V35H101ZM106 36H107V35H106ZM110 36H111V35H110ZM110 36H107V37H110ZM112 36H114V35H112ZM112 36L110 37L111 39L115 37V36H114V37H112ZM119 36H120V34H119ZM142 36H143V35H142ZM7 37H8V36H7ZM7 37H5V38H7ZM93 37H94V36H93ZM103 37H102V38H103ZM117 37H118V36L116 35L115 38H117ZM139 37H140V35H139ZM2 38L4 39V37H2ZM2 38H1V40H2ZM151 38H152V37H151ZM258 38H260V36H259ZM7 39L9 40V38H7ZM7 39H5V40H7ZM100 39H101V37H100ZM119 39H120V38H119ZM141 39H142V38H141ZM12 40H13V39H12ZM93 40H94V39H93ZM114 40H115V39H113V41H114ZM133 40H134V39H133ZM136 40H139V39H136ZM148 40H149V39H148ZM10 41H11V40H10ZM101 41H102V40H100V42H101ZM105 41H106V40H105ZM120 41H122V40L120 39ZM123 41H125L124 43H126V45L129 44V43H127L126 40H123ZM128 41H129V40H128ZM130 41H132V40L130 39ZM141 41H142V40H141ZM146 41H147V40H146ZM3 42H4V41H3ZM3 42H1V43H3ZM6 42H7V41H6ZM6 42H5V43H6ZM103 42H104V39H103V41H102L100 44H101V45L104 44ZM115 42H117V41L115 40L114 43H115ZM118 42H119V40H118ZM132 42H133V41H132ZM132 42H131V43H132ZM149 42H150V41H149ZM152 42L155 44L154 40H153ZM152 42H151V43H152ZM1 43H0V45H1ZM10 43H11V42H10ZM10 43H9V45H11ZM112 43H113V42H112ZM120 43H121V42H120ZM124 43H121L120 47H125L124 45L122 46V44H124ZM131 43H130V44H131ZM3 44H4V43H3ZM116 44H117V43H116ZM154 44L152 45V47L154 46ZM156 44H157V43H156ZM156 44H155V45H156ZM238 44H239V43H238ZM7 45H8V43H7ZM97 45H98V44H96V46H97ZM105 45H106V44H105ZM117 45H118V44H117ZM117 45H116V46L114 45L115 48H117V51L119 50V53H120V52L123 53L124 50L121 49V48H119V46L117 47ZM139 45H140V44H139ZM141 45H143V44L141 43ZM4 46H5V48L7 47L6 44H5ZM11 46H12V45H11ZM99 46H100V45H99ZM143 46H145V45H143ZM2 47H3V46H2ZM15 47H16V46H15ZM104 47L106 48V46H103V48H104ZM109 47H111L110 42H109ZM109 47H108V45H107V48H109ZM131 47H132V46H131ZM131 47H130V48H131ZM139 47H140V46H138V49H139ZM3 48H4V47H3ZM7 48H10V49H11V47H7ZM76 48H77V47H76ZM99 48H101V46H100ZM111 48H114V47H111ZM115 48H114V49H115ZM133 48H136V46L133 47ZM143 48H144V47H143ZM109 49H110V48H109ZM120 49H121V50H120ZM126 49H128V46H127V48H125V50H126ZM136 49H137V48H136ZM138 49H137V50H138ZM8 50H9V49H8ZM23 50H24V49H23ZM99 50H101V49H99ZM99 50H97V51H99ZM122 50H123V51H122ZM134 50H135V49H134ZM144 50H146V48H145ZM151 50H152V49H151ZM12 51H13V50H12ZM24 51H25V50H24ZM103 51H104V50H102V52H103ZM110 51H111V49H110ZM129 51H130V49H129ZM129 51H128V52L126 51V53H123V56H122V58H123V60H124V63H123V64H124V66H125V67H123V68H125L126 73H127V74H126V73L124 72V73L127 75V77H125V76L123 75V76L126 78L125 83H123V82H122V83L120 82L121 84H120V83H119V84L111 83V84H109V86H107V87L104 86V85H106L105 83H104V84L102 83V85L97 84V85H99V86H96L95 89H94V92H93L91 95L87 96V98L84 97V96H86V94H85L84 96H83V94H82V96L84 97V100L86 99V102L83 101V102H84V105H86V106H83V105H82L83 103H81V105H79V104H78V101H77V104H76V105L83 106V107H88L87 109H91V110H92L93 108H95V110H97V111L99 112L98 109H99L100 107L95 106V105H96V102L99 101V100H97V97H98L99 95L109 96L108 93H105L106 90H107L106 92H110V91H109V89H110V90H111L110 93L113 92L114 95H116V96H120V95H123V94H124V95H125V94H130V95H131L132 93H135V94L137 95V98H136V99H138V102H132L131 105H130V108H129V109H130V111H131V112L133 113V115H134V121H135L136 126L133 125L134 127H130L129 129H130L131 140H133V141H134V144H135V149H134V150H136L137 152H139L140 155L138 154V156H140V157H135L133 161L135 162V164H137V165H139V166H145L146 168H148L149 170H151V164H150V161H152V160H154V159L156 160L157 158L161 157V154H159L160 151L158 152V151L155 149V147H154V144L157 143V142H156V139H158V138L154 139V136H153L152 132H150V131L147 132L146 130H142V129H141V127H143L142 125H143V123H144V119H143V115H144L143 110H144V109H142V107L139 105V102H140L141 100H143V99H148V100H150V102H151V101H152L151 99H154L153 97H154L155 93L157 92V90H159V87H160V84H161V83H159V87H157V90H156V87H155V86L150 85V84H151L150 82H152V81H149L150 84H147V82H148V80H149V73H150L149 71H152L154 68L151 70V69H149V67L146 66V65H145V66H140L139 64H140L141 62H144V59H143L142 57H141V58L143 59V61H141V62L138 64L139 66H137V68H133V67L131 66V63H132V61H133L134 58H137V57H138V56L136 55V54H138V52L135 50L137 53H136V54L134 53V54H135L137 57L133 54V55L135 56V57H134L133 55H131V53H132L133 51H132L131 53H130ZM139 51H140V50H139ZM9 52H10V51H9ZM89 52H90V51H89ZM100 52H101V51H100ZM114 52H115V51H114ZM146 52H147V50H146L145 53H144L145 55H146ZM150 52H151V51H150ZM150 52H148V53H150ZM7 53H8V52H7ZM7 53H6V54H7ZM10 53L12 54L13 52H10ZM10 53H9V55H10ZM92 53H93V52H91V54H92ZM97 53H98V52H97ZM116 53H117V52H116ZM122 53H121V54H122ZM13 54H16V50H15V53H13ZM17 54H20V53H17ZM53 54H54V53H53ZM57 54H58V53H57ZM63 54H64V53H63ZM80 54H81V53H80ZM93 54H94V53H93ZM93 54H92V55H93ZM95 54H96V53H95ZM101 54H102V53H101ZM101 54H100V55L98 54L99 57H100V58L97 57L98 60L101 59ZM108 54H109V52H108ZM114 54H115V53H114ZM114 54H113V55H114ZM36 55H37V54H36ZM42 55H44V54H42ZM42 55H41V58H42ZM58 55H59V54H58ZM76 55H77V54H76ZM78 55H79V54H78ZM85 55H86V54H85ZM85 55H84V56H85ZM89 55H90V54H89ZM89 55H88V56H89ZM92 55L89 56V58L92 57ZM113 55L111 54V56H113ZM116 55H117V54H116ZM118 55H119V54H118ZM138 55H139V54H138ZM145 55H143V56H145ZM153 55L156 56V54H153ZM4 56H5V55H4ZM18 56H19V55H18ZM21 56H22V55H21ZM37 56H39V54H38ZM44 56H45V55H44ZM55 56H56V55H55ZM63 56H64V55H63ZM81 56H82V55H81ZM96 56H97V54H96ZM102 56H103V54H102ZM108 56H110V54H109ZM108 56H107V58H108ZM114 56H115V55H114ZM114 56H113V57H114ZM131 56H133L134 58L132 59ZM139 56H140V55H139ZM147 56H148V55H147ZM11 57L13 58V56H11ZM15 57H16V56H15ZM39 57H40V56H39ZM39 57H38V58H39ZM51 57H52V56H51ZM56 57H57V56H56ZM56 57H55V59H57ZM93 57H94V56H93ZM93 57H92V58H93ZM113 57H112V60H111V61H113ZM120 57H121V55L119 56V58H120ZM156 57H157V56H156ZM12 58H10V59L12 60ZM22 58H23V61H22V62H24L25 59H26V58L24 57V55L22 56ZM24 58H25V59H24ZM38 58H37V60H38ZM41 58H40V59H41ZM43 58L46 60L45 57H43ZM60 58H61V57H60ZM62 58H63V57H62ZM76 58H77V56H76ZM80 58H81V57H80ZM80 58H78L79 61H80ZM89 58H88V60L91 59V58H90V59H89ZM122 58H121V60H122ZM144 58H145V57H144ZM5 59L7 60V58H5ZM19 59H20V56H19ZM48 59H49V58H48ZM53 59H54V57H53ZM53 59H52V60H53ZM81 59H82V58H81ZM86 59H87V58H86ZM115 59H118V58L116 57ZM115 59H114V60H115ZM131 59H132V61H131ZM139 59H140V58H139ZM146 59H147V58H145V60H146ZM3 60H4V59H3ZM11 60H8V63H9V62H12ZM16 60H17V59H16ZM26 60H27V59H26ZM34 60H36V59H34ZM49 60L51 61V58H50ZM57 60H58V59H57ZM57 60H55V62H57ZM73 60H74V59H73ZM75 60H76V59H75ZM83 60H84V58H83ZM83 60L81 61V63H82V62H83V63L85 62V61H83ZM140 60H141V59H140ZM18 61H21V60H18ZM18 61H15V58H14V60H13V62H15L14 65H17L16 62H18ZM65 61L68 62L66 59H65ZM93 61H94V60H93ZM93 61L91 62V63H92V67L94 66V65H93ZM22 62H21V64H20L21 66H23V65H22ZM28 62H29V61H28ZM30 62H31V61H30ZM38 62H40V61H38ZM46 62H47V61H46ZM66 62L64 63V60H63V64H66ZM70 62H72V61H70ZM88 62H89V61H88ZM96 62H97V61H96ZM96 62H95V63H96ZM114 62H115V61H114ZM119 62H120V61H119ZM121 62H123V61H121ZM133 62H134V61H133ZM137 62H138V61L136 60V63H137ZM2 63H3V62H2ZM4 63L6 64L7 62L5 61ZM8 63H7V64H8ZM19 63H20V62H19ZM19 63H18V64H19ZM25 63H26V62H25ZM33 63H35V62H33ZM59 63H60V62H59ZM72 63H73V62H72ZM72 63H70V64H72ZM76 63H78V62H76ZM91 63H88V64H91ZM98 63H100V62L98 61ZM221 63H222V62H221ZM44 64H45V63H44ZM56 64H57L56 66H58V62H57ZM61 64H62V63H61ZM67 64H68V66L70 65L69 63H67ZM73 64H74V63H73ZM78 64H79V63H78ZM107 64H108V63H107ZM120 64H122V63H120ZM134 64H135V63H134ZM25 65L28 66V64H25ZM31 65L33 66L34 64L31 63ZM74 65H77V64H74ZM84 65H85V64H83L82 66H84ZM86 65H87V64H86ZM86 65L84 66L85 68L87 67ZM100 65H101V63H100ZM115 65H116V63H115ZM152 65H153V64H152ZM6 66H7V65H6ZM8 66H9V64H8ZM12 66H13V65L10 64V67H12ZM26 66H25V67H26ZM29 66H30V65H29ZM44 66H45V65H44ZM44 66H42V67L40 66V68H43ZM50 66H51V65H50ZM50 66L48 65L47 67L51 68ZM61 66H62V65H61ZM66 66H67V65H66ZM77 66H78V65H77ZM79 66H80V65H79ZM90 66H91V65H90ZM122 66H123V65H122ZM134 66H135V65H134ZM10 67H7V68L9 69ZM15 67H19V66H15ZM25 67H24V70H25ZM33 67H34V66H33ZM33 67H32V68H33ZM47 67L43 68V71H42V72H44V70H45ZM70 67L72 68L73 65L70 66ZM70 67H69V69H70ZM88 67H89V65H88ZM88 67H87V68H88ZM101 67H102V66H101ZM115 67H117V66H115ZM118 67H119V64H118ZM118 67H117V68H118ZM120 67H121V66H120ZM120 67H119V68H120ZM238 67H239V66H238ZM37 68H38V67H37ZM49 68H48V69H49ZM63 68H64V67H63ZM63 68H61V69L64 70ZM98 68H99V67H98ZM103 68H104V67H103ZM105 68H106V66H105ZM110 68H111V67H110ZM11 69H12V68H11ZM16 69H17V68H16ZM16 69H13V70L16 71ZM20 69H21V68H20ZM28 69L30 70L31 67L28 68ZM33 69H34V68H33ZM65 69H66V67H65ZM77 69H78V68H77ZM90 69H91V68H90ZM93 69L97 70V69L94 68V67H93ZM114 69H115V68H114ZM121 69H122V67H121ZM155 69H157V68H155ZM155 69H154V71H157V70H155ZM162 69H163V68H162ZM162 69H161V70H162ZM168 69H169V68H168ZM193 69H194V68H193ZM209 69H210V68H209ZM6 70H7V69H6ZM22 70H23V69H22ZM29 70H28V71H29ZM40 70H41V69H40ZM51 70L53 71V68H52ZM84 70H86V69H84ZM88 70H89V69H88ZM91 70H92V69H91ZM109 70H110V69H109ZM158 70H159V69H158ZM165 70H166L165 73H169V72L171 73V71H172V70H170V71L168 70L169 72H167V68H166ZM182 70H184V69H182ZM186 70H187V71H190L191 69H190V67H189V69L187 68V69H185L184 71H186ZM194 70H196V69H194ZM212 70H213V69H212ZM2 71H3V70H2ZM18 71L20 72L19 69H18ZM37 71H39V70H37ZM37 71H36V70H35V71L31 70V73H33V74L36 76V74H39V73H40V72H39V73H36ZM82 71H83V70H82ZM92 71H93V70H92ZM112 71H114V70H112ZM118 71H119V70H118ZM162 71H163V70H162ZM187 71H186L185 73H187ZM191 71H192V70H191ZM241 71H242V70H241ZM258 71H259V70H258ZM13 72H14V71H13ZM22 72H23V71H22ZM24 72L27 73L26 70H25ZM29 72H30V71H29ZM34 72H35V73H34ZM49 72H50V70H49ZM54 72H55V71H54ZM66 72H67V71H65V73H66ZM70 72H71V69H70ZM122 72H123V71H122ZM160 72H161V71H160ZM160 72H157V73L160 75L159 77L161 78L162 74H164V73L161 72V74H160ZM175 72H176V71H175ZM179 72H181V71H179ZM198 72H199V71H198ZM15 73H17V72H15ZM46 73H47V72H44V78H45V79H46V76H47V75L45 76ZM76 73H77V71H76ZM76 73H75V74H76ZM97 73H98V72H97ZM97 73H96V74H97ZM104 73H105V72H104ZM104 73H103V74H104ZM108 73H109V72L107 71L106 74L108 75ZM124 73H122V74H124ZM188 73H189V75H190V77H191V76H193L192 73H194V71H193L192 73H191V72H188ZM190 73H191V74H190ZM195 73H196V72H195ZM200 73H201V72H199L198 74L196 73V74L199 76ZM207 73H208V71H207ZM259 73H260V72H259ZM18 74H19V73H18ZM21 74H22V73H21ZM47 74H48V73H47ZM61 74H62V73H61ZM70 74H71V73H70ZM79 74H80V73H79ZM88 74H89V73H88ZM93 74H94V73H93ZM100 74H101V73H100ZM100 74H99L100 77H101V76H104L103 74H101V75H100ZM109 74H110V73H109ZM116 74H118V73L116 72ZM173 74L175 75L174 72H173ZM176 74H178V73H176ZM201 74L203 75V72H202ZM204 74H205V73H204ZM209 74H210V73H209ZM220 74H222V73H220ZM16 75H17V74H16ZM19 75H20V74H19ZM29 75H30V73H29ZM41 75H42V74H41ZM66 75H67V74H66ZM82 75H83V74H82ZM89 75H90V74H89ZM89 75H88V76H89ZM120 75H121V74H120ZM166 75H168V74H166ZM166 75H165V76L163 75V76H164L163 78H165ZM169 75H170V74H169ZM174 75H173V76L170 75V76L173 77V79H174V77H175ZM205 75H206V74H205ZM207 75H208V74H207ZM207 75H206V77H209V75H208V76H207ZM211 75H212V74H211ZM243 75H244V74H243ZM245 75H246V74H245ZM24 76H26V75H24ZM24 76H23V77H24ZM38 76H39V75H38ZM74 76H75V75H74ZM77 76H78V75H77ZM84 76H85V75H84ZM93 76H94V75H92V77H93ZM99 76H97V77H99ZM176 76H177V75H176ZM179 76H180V75H179ZM185 76H187V75L185 74ZM198 76H197V77H198ZM26 77H27V76H26ZM70 77H71V76H70ZM81 77H82V76H81ZM92 77L90 78L91 80H92ZM97 77H93V78L96 79ZM105 77H106V76H105ZM115 77H116V76H115ZM118 77L120 78V76H118ZM171 77H170V79H171V81H172V78H171ZM183 77H184V73H183ZM188 77H189V76H187V78H188ZM195 77H196V75H195ZM195 77L193 76V77H191L190 79H189V78H188V79H189V81H190L191 79H193V80L191 81V82H193V81L195 80V79H194ZM200 77H201V75H200ZM203 77H204V76H203ZM0 78H1V77H0ZM27 78H28V77H27ZM37 78H38V77H37ZM47 78H48V77H47ZM59 78H60V77H59ZM74 78H75V77H74ZM102 78H103V77H102ZM106 78H107V77H106ZM106 78H105V79H106ZM121 78H123V77H121ZM121 78H120V79H121ZM168 78H169V77H168ZM185 78H186V77H184L183 81L185 80ZM187 78H186V79H187ZM241 78H242V77H241ZM28 79H29V78H28ZM30 79H31V78H30ZM32 79H34V78H32ZM32 79H31V81H32ZM49 79H50V78H49ZM82 79H83V78H81V80H82ZM86 79H87V78H86ZM90 79H88V80H90ZM97 79H98V78H97ZM155 79H156V78H155ZM177 79H178V78H177ZM179 79H180V81L182 80L181 77H180ZM198 79H199V77H198ZM204 79L206 80L207 78H204ZM253 79H254V78H253ZM58 80H59V79H58ZM60 80H61V79H60ZM68 80H70V79H68ZM75 80H76V79H75ZM91 80H90V81H91ZM93 80H94V79H93ZM112 80H113V79H112ZM122 80H123V79H122ZM167 80H168V79H167ZM200 80H203V78H201ZM241 80H242V79H241ZM39 81H40V80H39ZM42 81H43V79L41 80V82H42ZM47 81L50 82L51 80H48V79H47ZM53 81H54V78H53ZM53 81H52V82H53ZM55 81L57 82V80H55ZM62 81H63V80H62ZM76 81H77V80H76ZM76 81H75V82H76ZM79 81H80V79H79ZM98 81H99V80H98ZM100 81H102V80L100 79ZM106 81H107V80H106ZM173 81H174V80H173ZM177 81H178V80H177ZM183 81H182V82H183ZM3 82H5V81H3V79H2V82H1V83H3ZM11 82H14V81L11 80ZM11 82H10V83H11ZM34 82H36V79H35ZM37 82H38V81H37ZM44 82H45V81H44ZM52 82H51V83H52ZM56 82H54V83H56ZM58 82H59V81H58ZM68 82H69V81H68ZM81 82H82V81H80V83H81ZM83 82H84V80H83ZM88 82H89V81H88ZM88 82L86 81V83H88ZM108 82H109V81H108ZM118 82H119V80H118ZM169 82H170V80H169ZM185 82H187V81H184L183 83H185ZM198 82H199V81H198ZM203 82H204V81H203ZM42 83H43V82H42ZM71 83H72V81H71ZM71 83H70V84H71ZM86 83H85V85H86ZM92 83H94V81H93ZM92 83H90V84H92ZM154 83H155V82H154ZM154 83H153V84H154ZM156 83H157V82H156ZM170 83H171V82H170ZM170 83H169V84H170ZM179 83H181V82H179ZM183 83L180 84V87H179V86H176V87H178V89H179V88L183 89V88L181 87ZM238 83H240V82H238ZM254 83H256V82H254ZM254 83H253V84H254ZM22 84H23V83H22ZM39 84H40V83H38V85H39ZM43 84L46 85L45 83H43ZM43 84H42V85H43ZM61 84H63V83H61ZM74 84H75V83H74ZM77 84H78V83H77ZM77 84H76V85H77ZM81 84H82V83H81ZM195 84H196V83H195ZM198 84H200V83H198ZM198 84H196L195 87H196ZM256 84H257V83H256ZM7 85H8V84H7ZM20 85H21V84H20ZM40 85H41V84H40ZM42 85H41V86H42ZM53 85H54V84H53ZM71 85H72V84H71ZM76 85H75V86H76ZM82 85H84V84H82ZM85 85H84V86H85ZM156 85L158 86V83H157ZM161 85H162V84H161ZM164 85H166V84H164ZM176 85H177V84H176ZM178 85H179V84H178ZM248 85H250V83H249ZM248 85H247V86H248ZM251 85H252V82H251ZM2 86H3V85H1V87H2ZM8 86H9V85H8ZM15 86H17V85H15ZM21 86H22V85H21ZM21 86H20V87H21ZM47 86H48V85H47ZM68 86H69V85H68ZM75 86L73 85V87H75ZM77 86H79V85H77ZM89 86H90V85H89ZM168 86H169V85H168ZM168 86H166V87L163 86V87H162L163 89L165 88V90H164L165 93H167V87H168ZM183 86H184V85H183ZM201 86H202V85H201ZM227 86H228V85H227ZM247 86H246V87H247ZM253 86H254V85H253ZM255 86H256V85H255ZM259 86H260V83H259ZM259 86L257 85L258 88H259ZM9 87H10V86H9ZM17 87L19 88V86H17ZM70 87H71V86H70ZM79 87H80V86H79ZM87 87H88V86H87ZM91 87H92V86H91ZM171 87H172V86H171ZM190 87H191V85H190ZM192 87H193V85H192ZM197 87H198V89H197V88H196V89H197L198 91H200L201 89L199 88V86H197ZM237 87H238V86H237ZM250 87H252V86H250ZM261 87H263L262 84H261ZM24 88H25V86H24ZM24 88H23V89H24ZM33 88H34V87H33ZM36 88H37V87H36ZM38 88H39V87H38ZM61 88H62V86H61ZM162 88L160 87V89H162ZM168 88H169V87H168ZM193 88H194V87H193ZM201 88H203V87H201ZM223 88H225V86H224ZM235 88H236V87H235ZM241 88H243V84H242V87H241ZM241 88H240V90H239V93H240V91H243V90H241ZM258 88H256V89H258ZM3 89L5 90V89H8V88L6 87V88H3ZM9 89H10V88H9ZM9 89H8V90H9ZM11 89H12V88H11ZM76 89H77V88H76ZM78 89H79V88H78ZM78 89L76 90L77 93H78ZM86 89H87V88H86ZM86 89H84V90H86ZM163 89H162V90H163ZM187 89H189V86H188ZM190 89H192V88H190ZM190 89H189V90H190ZM243 89H245V88H243ZM248 89H249V88H248ZM248 89H247V90H248ZM263 89H264V87H263ZM1 90H2V88H1ZM12 90L14 91L15 89H12ZM26 90H27V89H25V91H26ZM31 90H32V89H31ZM35 90H37V89H35ZM57 90H58V89H57ZM63 90H64V89H63ZM81 90H82V89H81ZM89 90H90V89H89ZM168 90H170V89H168ZM218 90H219V89H218ZM225 90H226V88L224 89V91H225ZM227 90H228V89H227ZM13 91H11V93H13ZM16 91L18 92V89H16ZM27 91H29V90H27ZM32 91H33V90H32ZM47 91H48V90H47ZM65 91H66V90H65ZM68 91H69V90H68ZM72 91H73V90H72ZM87 91H88V90H87ZM155 91H156V92H155ZM176 91H178V90H176ZM180 91H181V90H180ZM186 91H187V90H185V91H183V92L185 93ZM190 91H192V90H190ZM198 91H197V92H198ZM209 91H210V90H209ZM244 91H245V90H244ZM257 91L261 92L262 90L260 91V90L258 89ZM263 91H264V90H263ZM263 91H262L261 93H263ZM1 92H2V91H1ZM1 92H0V93H1ZM5 92H7V90H6ZM8 92H9V91H8ZM14 92H15V91H14ZM30 92H31V91H30ZM34 92H35V91H34ZM54 92H55V91H54ZM74 92H75V91H74ZM74 92H72V93H74ZM160 92H161V90H160L159 92H157V93L159 94ZM164 92L162 91V92L160 93V96H161L162 93H163V96H164V95H165ZM188 92H189V91H188ZM211 92H214V91L212 90ZM211 92H210V95H211V97H212ZM225 92H226V91H225ZM227 92H229V91H227ZM231 92H233V90H232ZM231 92H230V93H231ZM245 92H246V91H245ZM245 92H244V93H245ZM37 93H38V92H37ZM65 93H66V92H65ZM82 93H83V90H82ZM195 93H196V92H195ZM198 93H199V92H198ZM216 93H219V92L217 91ZM223 93H224V92H223ZM233 93H234V92H233ZM233 93H232V94H233ZM237 93H238V90H237ZM237 93H236V95H237V97H239V95H238L239 93H238V94H237ZM241 93H242V92H241ZM241 93H240V94H241ZM244 93H243V94H244ZM255 93H256V90H255ZM15 94H16V92H15ZM27 94H28V93H27ZM42 94H44V93H42ZM66 94H67V93H66ZM66 94H65V95H66ZM78 94H79V93H78ZM186 94H188V93H186ZM220 94H221V98H225V97L227 98V96H228V95H227V96H223L224 94L222 95V93H219L218 95H220ZM228 94H229V93H228ZM246 94H247V92H246ZM246 94H245V95H246ZM0 95H1V97L3 98L2 93H1ZM17 95H19V93H18ZM28 95H29V94H28ZM49 95H50V96H53V95H51V94H49ZM56 95H57V93H56ZM76 95H77V94H76ZM80 95H81V94H80ZM192 95H193V94H192ZM199 95L201 96V93H199ZM210 95H208V97H209ZM218 95H217V96H218ZM225 95H226V94H225ZM234 95H235V94H234ZM236 95H235V97H236ZM245 95H244V96H245ZM255 95H256V94H255ZM258 95H259V93H258ZM15 96H16V95H15ZM21 96H22V95H21ZM32 96H34V94H32ZM32 96H30L31 99L34 98V97L32 98ZM36 96H37V94H36ZM36 96H35V97H36ZM57 96H58V95H57ZM66 96H67V95H66ZM74 96H75V94H74ZM74 96H73V98H74ZM163 96H161V97H163ZM190 96H191V95H189V99L192 97V96H191V97H190ZM213 96L215 97V93H213ZM217 96H216V99H215V100L218 99V100L216 101V103L219 101V99L221 100V98H218ZM244 96H242V97H244ZM13 97H14V96H13ZM13 97H12V98H13ZM28 97H29V96H27V98H28ZM39 97H40V94H39ZM46 97H47V96H46ZM71 97H72V96H71ZM79 97H80V96H79ZM101 97H102V96H101ZM112 97H114V96L112 95ZM161 97H160V98H161ZM194 97H195V95H194ZM202 97H203V96H202ZM211 97H210V98H211ZM214 97H212V98H214ZM235 97H234V98H235ZM15 98H16V97H15ZM19 98H20V97L18 96L17 101H19ZM25 98H26V97H25ZM30 98H28V99H30ZM36 98H37V99H36ZM36 98H35V99L37 100V101H36L37 104H38V102H39V104H40L41 102L38 101L39 98H38V97H36ZM50 98H53V97H50ZM55 98H56V97H55ZM76 98H77V96H76ZM80 98H81V97H80ZM105 98L108 99L107 97H105ZM114 98H115V97H114ZM117 98H118V97H117ZM117 98H116V99H117ZM160 98H159V99H160ZM163 98H164V97H163ZM165 98H166V97H165ZM187 98H188V97H187ZM187 98H186V100H187ZM192 98H193V97H192ZM210 98L208 99V101H209V100L212 101V98H211V99H210ZM228 98H230V94H229V97H228ZM234 98H232V99H230V100H233ZM246 98H247V97H246ZM250 98H251V97H250ZM253 98H254V96H253ZM257 98H258V97H257ZM42 99H43V98H42ZM60 99H61V98H60ZM74 99H75V98H74ZM78 99H79V98H78ZM98 99H100V98L98 97ZM102 99H103V98H102ZM136 99H135V100H136ZM238 99H239V98H238ZM243 99H245V97L242 98V101H244ZM255 99H256V96H255ZM261 99L263 100V96H262ZM6 100H8V99L6 98ZM6 100H3V99H2V101H0V104H1L2 102L6 101ZM9 100H10V101H8V102L11 103V99H9ZM20 100L22 101V100H24V99L20 98ZM25 100H26V99H25ZM51 100H52V99H51ZM70 100H71V99H70ZM75 100H76V99H75ZM75 100H73V101L71 100L70 102H74ZM103 100H104V99H103ZM117 100H118V99H117ZM117 100H116V101H117ZM120 100H121V99H120ZM122 100H123V99H122ZM166 100H167V99H166ZM193 100H195V98H194ZM203 100H204V99H203ZM203 100L201 99V101H203ZM222 100H223V99H222ZM222 100H221V103H222ZM227 100H228V99H227ZM234 100H237V99L235 98ZM239 100H241V98H240ZM250 100H251V99H250ZM256 100H257V99H256ZM258 100H259V98H258ZM258 100H257V101H258ZM12 101H13V99H12ZM15 101H16V100H15ZM15 101H14V102H15ZM26 101H27V100H26ZM42 101H43V100H42ZM80 101H81V99H80ZM109 101H111V99H110ZM109 101H108V102H109ZM126 101H127V100H126ZM126 101H124V102H126ZM132 101H133V100H132ZM155 101H156V100H155ZM208 101H207V103H208ZM210 101H209V102H210ZM213 101H214V100H213ZM242 101H241V102H242ZM8 102H7V103H3V104H1V105L7 104L6 106L8 107V104H9ZM19 102H20V101H19ZM24 102H25V101H24ZM33 102H34V99H33ZM36 102H34V103L36 104ZM104 102H105V101H104ZM108 102H106V104H107ZM157 102H159V101H157ZM160 102H163V103H164L165 100H164V101L162 100V101H160ZM226 102H230V101L228 100V101H226ZM237 102H238V101H237ZM237 102L235 101L236 105H234V106H237L238 104H240V103L237 104ZM251 102H254V100H253V101L251 100ZM12 103H13V102H12ZM21 103H22V102H21ZM28 103H29V100H28ZM42 103H44V102H42ZM74 103H76V101H75ZM117 103H119V101H117ZM148 103H149V102H148ZM151 103H152V102H151ZM189 103H190V102H189ZM189 103H188V100H187V104H189ZM198 103H199L198 101H195V102H194L195 107H194V109H193L194 112H193V111H189V112L194 113V114H193V117L199 119V120H196V121H200V120H201V122L203 123L204 127H207V126H208L209 129L213 128V125H214V123H215V119H214V118H215V116L217 115V114L214 115V114L212 113L213 110H214V109H213V105H214V104L211 105V104L209 103V104H206L207 106L203 104L204 106H206V107L203 108V107H201L202 105H200V104L198 105ZM200 103H201V102H200ZM205 103H206V102H205ZM213 103H214V102H213ZM219 103H220V102L217 103V105H218V106H217V109H219L218 107L221 106L222 104H224L225 102H223L221 105H219ZM230 103L232 104V101H231ZM230 103H227V104H230ZM243 103H244V102H243ZM245 103H246V102H245ZM248 103H249V101H248ZM248 103H247V104H248ZM254 103H255V102H254ZM257 103H258V102H257ZM257 103H256V104H257ZM261 103H262V102H261ZM35 104H34V105H35ZM39 104H38V106H40ZM44 104H45V103H44ZM101 104H102V103H101ZM146 104H147V103H146ZM154 104H155V103H154ZM158 104H159V103H158ZM158 104H157V105H158ZM227 104L225 103V105H227ZM231 104H230V105H231ZM263 104H264V103H263ZM1 105H0V106H1ZM15 105H16V103H15ZM15 105L13 106L14 108H15ZM17 105H19V104H17ZM69 105H70V104H69ZM72 105H73L72 108L75 109L76 106L74 107V104L71 103V106H72ZM150 105H152V104H150ZM155 105H156V104H155ZM157 105H156V106H157ZM190 105H192V104H190ZM190 105H188V106H190ZM250 105H252V103H251ZM260 105H261V104H260ZM20 106H21V105H20ZM35 106H36V105H35ZM42 106H43V105H41V107H42ZM44 106H45V105H44ZM59 106H60V105H59ZM102 106H103V105H102ZM147 106H148V109L153 107V106H152V107H151V106L149 107V105H147ZM161 106H162V105H161ZM211 106H212V107H211ZM223 106H224V105H223ZM223 106H221V108H222ZM262 106H263V105H262ZM262 106H261V107H262ZM22 107H24V106H22ZM32 107H33V104H32ZM41 107H39V109H42ZM57 107H58V106H57ZM103 107H105V106H103ZM116 107H117V106H116ZM119 107H120V105H119ZM157 107H158V106H157ZM162 107H163V106H162ZM192 107H193V106H192ZM237 107H238V106H237ZM252 107H253V106H252ZM263 107H264V106H263ZM1 108H2V106H1ZM1 108H0V110H2L4 107H3L2 109H1ZM25 108H26V107H25ZM60 108H61V107H60ZM68 108H69V107H68ZM105 108H106V107H105ZM109 108H110V106H109ZM214 108H215V107H214ZM221 108H220V109H221ZM239 108H240V107H239ZM253 108H254V107H253ZM253 108H252V109H253ZM258 108H259V105H258ZM10 109H11V107L8 108V110H5V111H8V112H9ZM16 109H18V108H16ZM20 109H23V108H20ZM29 109H30V108H29ZM44 109H46V108H43V110H44ZM47 109H49V108H47ZM70 109H71V107H70ZM78 109H79V108H78ZM160 109H161V108H160ZM191 109H192V108H191ZM191 109H189V110H191ZM225 109H227V106H226L225 108H222L221 111H222V112H223V111H226ZM230 109H231V108H230ZM230 109L228 108V110H230ZM232 109H233V108H232ZM232 109H231V110H232ZM256 109H257V107H256L254 110H256ZM259 109H261V108H259ZM13 110H14V109H13ZM13 110H12V111H13ZM18 110H19V109H18ZM18 110H16V112H19V111H20V110H19V111H18ZM84 110H85V109H84ZM120 110H121V109H120ZM157 110H158V109H156V112H157ZM237 110H238V109H237ZM254 110H253V111H254ZM2 111H3V110H2ZM26 111H27V109H26ZM26 111H24V113H25ZM28 111H29V110H28ZM58 111H59V110H58ZM71 111H72V110H71ZM73 111H74V110H73ZM73 111H72V113H73ZM77 111H78V110H77ZM93 111H94V109H93ZM103 111H104V108H103ZM106 111H107V110H106ZM106 111H104V112H106ZM117 111H118V110H117ZM121 111H122V110H121ZM123 111H124V110H123ZM159 111H160V110H159ZM218 111H219V110H218ZM0 112H1V111H0ZM10 112H11V111H10ZM10 112H9V114H10ZM16 112H15V110H14L13 114L16 113ZM40 112H41V111H40ZM40 112H39V114H40ZM59 112H61V111H59ZM81 112H82V111H80V114H81ZM149 112H150V111H149ZM222 112L219 111L218 113L222 114ZM228 112H229V114H227V113H225V114H226V115H230V114H231V119H233L234 117H232V113H231V111H228ZM233 112L235 113V111H233ZM239 112H240V111H239ZM254 112L256 113L257 111H254ZM6 113H7V112H6ZM24 113H23V112H20L19 114L24 116ZM26 113H27V112H26ZM26 113H25V114H26ZM31 113H32V112H31ZM42 113H43V111H42ZM42 113H41V114H42ZM51 113H52V112H51ZM57 113H58V112H57ZM67 113H68V112H67ZM74 113H75V111H74ZM76 113H77V112H76ZM76 113H75V115H78V114H76ZM78 113H79V112H78ZM84 113H85V112H84ZM84 113H83V114H84ZM86 113H89V112L86 111ZM124 113H125V112H124ZM160 113H161V112H160ZM210 113H211V114H210ZM214 113H216V111H214ZM240 113L242 114V112H240ZM244 113H245V112H244ZM9 114H8V116L11 118L13 115L10 116L11 114H10V115H9ZM28 114H30V111H29V113L26 114V116H28ZM44 114H45V113H44ZM61 114H62V113H61ZM91 114H93V113H90V115H91ZM99 114H101V113H99ZM102 114H103V112H102ZM102 114H101V116H102ZM111 114H112V113L110 112V115H109V114H108V115H109V116H112ZM127 114H128V113H127ZM127 114H126V115H127ZM146 114H147V112H146ZM152 114H153V113H152ZM158 114H159V113H158ZM158 114H157V116H159ZM162 114H163V113H161V115H162ZM209 114H210V116H209ZM225 114H224V115L222 114V116L224 117ZM15 115H16V114H15ZM34 115H35V114H34ZM34 115H33L32 117H34ZM47 115H50V114L47 113ZM47 115H45V117H46ZM75 115H73V116H75ZM97 115H98V114H97ZM114 115H116V114H114ZM150 115H151V114H150ZM212 115H214V118H213ZM233 115H234V114H233ZM29 116H30V115H29ZM37 116H38V115H37ZM37 116H35L34 118H36ZM56 116H58V115H56ZM69 116H72V115H69ZM83 116H84V115H83ZM85 116H87V115L85 114ZM88 116H89V114H88ZM92 116H94V115H92ZM92 116H89V118H92ZM98 116H99V115H98ZM98 116H96V117L98 118ZM101 116H99V117H101ZM122 116H123V114L121 115V117H122ZM191 116H192V114H191ZM211 116H212L213 120H212ZM236 116H237V113H236ZM9 117H8V118H9ZM20 117H22V116H19V119H20ZM24 117H25V116H24ZM40 117H41V116H40ZM50 117H51V116H50ZM50 117L48 116V117H46V118H50ZM77 117H78V116H77ZM81 117H82V115H81ZM114 117H115V116H114ZM152 117H153V116H152ZM152 117H151V119H152ZM160 117H161V116H160ZM218 117H219V115H218ZM223 117H221V118H223ZM13 118H14V116H13ZM22 118H23V117H22ZM22 118H21V120H22ZM27 118H28V117H27ZM51 118H53V117H51ZM69 118H70V117H69ZM71 118H72V117H71ZM73 118H74V117H73ZM87 118H88V117H87ZM87 118H86V119H87ZM97 118H96V119H97ZM119 118H120V115H119ZM123 118H124V117H123ZM154 118H155V117H154ZM219 118H220V117H219ZM237 118H238V117H237ZM237 118H235V119L238 120ZM17 119H18V118L16 117V120H17ZM23 119H24V118H23ZM30 119H31V117H30L29 119H27L26 121H29ZM36 119H39V120H40L41 118H36ZM75 119H77V118H75ZM75 119H74V120H75ZM79 119H80V118H79ZM108 119H109V118H108ZM114 119H115V118H114ZM216 119H217V118H216ZM239 119L241 120L242 118L239 117ZM246 119H248V118H246ZM32 120H33V118H32ZM32 120H30V121H32ZM44 120H45V119H43V121H44ZM50 120L52 121V119H50ZM59 120H60V119H59ZM77 120H78V119H77ZM77 120H76V121H77ZM80 120H81V119H80ZM94 120H95V119H94ZM105 120H106V119H105ZM105 120H104V121H105ZM121 120H122V119H121ZM121 120H120V121H121ZM217 120H218V119H217ZM240 120H238V121H240ZM11 121L13 122V120H11ZM17 121H18V120H17ZM17 121H16V122H17ZM34 121H35V119H34ZM51 121H50V122H51ZM60 121H61V120H60ZM65 121H66V120H65ZM99 121H100V120H99ZM112 121H114V120L111 119V122H112ZM115 121H116V120H115ZM117 121H118V120H117ZM120 121H118V122H120ZM193 121H194V119H193ZM221 121H222V119H221V120L219 119L218 122L221 123ZM247 121H248V120H246V122H247ZM12 122H11V123H12ZM16 122H15V123H16ZM23 122H24V121H23ZM32 122H33V121H32ZM39 122H42V120L39 121ZM48 122H49V120H48ZM48 122H47V124H48ZM53 122H54V121H53ZM62 122H63V119H62ZM84 122H85V118H84ZM84 122H82V123L84 124ZM91 122H92V121H91ZM94 122H95V121H94ZM96 122H97V121H96ZM105 122H106V121H105ZM123 122H125V121L123 120ZM194 122H195V121H194ZM235 122H237V121H235ZM250 122H251V121H250ZM6 123H7V122H6ZM11 123H9V124H11ZM13 123H14V122H13ZM13 123H12V124H13ZM28 123H30V125H31V122H28ZM37 123H38V122H37ZM54 123H56V122H54ZM66 123H67V122H66ZM74 123H75V122H74ZM76 123H77V122H76ZM86 123H89V122H86ZM121 123H122V122H121ZM127 123H128V122H127ZM219 123H217V124H219ZM248 123H249V122H248ZM248 123H247V124H248ZM18 124H19V123H17V126H20V125H22L23 123H20V125H18ZM50 124H51V123H50ZM50 124H48V126H50ZM52 124H53V123H52ZM62 124H63V123H62ZM70 124H72V123H70ZM77 124H78V123H77ZM83 124H82V125H83ZM95 124H96V123H95ZM103 124H104V123H103ZM125 124H126V123H125ZM145 124H146V123H145ZM148 124H149V123H148ZM152 124H153V123H152ZM152 124H151V126H152ZM222 124H223V121H222L221 125H222ZM243 124H244V122H243ZM3 125H5V124H3ZM3 125H2V126L0 125V127L2 128ZM6 125H8V124H6ZM14 125H15V124H14ZM14 125H9V126H8V129L4 128L2 131H0V132H1L0 134H2V135H5V134H6L5 141L0 143V222H2V221H6V220H4L5 217L7 216V215H6V207H7V206H10V207H11V205H9V204H12V205H13L14 202L16 203V201H15L14 199H16L15 197H16V195H17V191L19 190V187H20V186L18 187L19 182H20L24 177H29V178H30V177H34L37 173H41V172H38V170L35 169L36 166H37L38 164H39V165H42V167H43L42 171H44V170H46V169H50V170L52 171L51 166H52V164H53V163H52V161H53V157L55 156L56 153H58L57 149L54 147L55 145H54V146L51 145L52 147H48V148H47V147L45 148V146H43L45 149L40 148L39 145L42 144V142H41L42 139L39 140L40 142H37V144L40 143V144L38 145L39 147L36 146L37 148H35V145H37V144H36V143H33V139H31V138L34 136V135H33L34 132L31 133V134H29V133H30L29 129H30L31 127H33L32 125H31L30 128L28 127V132H27V131L24 132V130H23V129H27V128H25V127H26V126H25L26 124L23 125V129H22V127L20 126L19 129H21V131L23 130V133L20 132L21 134H19L18 131H16V130H18V127L16 128ZM28 125H29V124H28ZM38 125H39V124H37V126H38ZM67 125H68V123H67ZM79 125H80V124H79ZM84 125H85V124H84ZM84 125H83V126H84ZM91 125H93V124H90V126H91ZM106 125H107V124H106ZM127 125H128V124H127ZM215 125H216V124H215ZM219 125H220V124H219ZM221 125H220V126H221ZM248 125H250V124H248ZM24 126H25V127H24ZM34 126H35V125H34ZM40 126H41V124H40ZM40 126H38L39 128L37 127L38 130L40 129ZM44 126H46V122H45V125H43V127H41L42 130H40V133H41V134H42V132H43V136L48 135V136H51V137H56V134L52 133V131H53L52 129H54V128H52V129H51L52 131L50 132V131H48V130H50V127L46 126V127L49 128V129H48V128L46 129ZM51 126L53 127V125H51ZM57 126H58V125H57ZM68 126H69V125H68ZM70 126H71V125H70ZM70 126H69V127H70ZM74 126H75V125H74ZM74 126H73V127H74ZM83 126H82V127L80 126V127L82 128V130H84V127H83ZM110 126H111V125H110ZM118 126H119V125H118ZM125 126H126V125H125ZM125 126H124V127H125ZM129 126H131V125H129ZM195 126H196V125H195ZM60 127H61V126H60ZM65 127H66V129H67V126H65ZM69 127H68V128H69ZM73 127H70V128H73ZM92 127H93V126H92ZM92 127H91V129H92ZM121 127H122V126H121ZM153 127H154V125H153ZM153 127H152V128H153ZM158 127H159V126H158ZM192 127H193V126H192ZM245 127H247V126L245 125ZM250 127H251V126H250ZM258 127H259V126H258ZM43 128H45V129H43ZM58 128H59V127H58ZM75 128H76V126H75ZM118 128H119V127H118ZM126 128H127V127H126ZM159 128H160V127H159ZM159 128H158V130H160ZM194 128H195V127H194ZM217 128H218V127H217ZM236 128H237V127H236ZM247 128H248V127H247ZM254 128H255V127H254ZM56 129H57V127H56ZM56 129H55V131H56ZM94 129H95V131L93 132V134H94L95 136H99V135L102 134V130H103V129H101L100 125H99V126H96ZM94 129H92V130H94ZM110 129H111V128H110ZM114 129H115V128H114ZM129 129H128V131H129ZM197 129H198V128H197ZM242 129H245V128L242 127ZM258 129H259V128H258ZM30 130L33 131L34 129L31 128ZM38 130H37V131H38ZM62 130H63V129H62ZM67 130H68V129H67ZM67 130H66V133H67ZM70 130H71V129H70ZM86 130H90V128H89V129H86ZM148 130H149V129H148ZM211 130H212V129H211ZM213 130H214V129H213ZM216 130H217V129H216ZM216 130H215V132H216ZM246 130L249 131V129H245L244 131H246ZM252 130H254V129L252 128ZM5 131H6V132H5ZM34 131H36V130H34ZM41 131H42V132H41ZM59 131H61V130H59ZM63 131L65 132V129H64ZM63 131H62V133L64 134ZM78 131H80V130H78ZM109 131H110V130H109ZM124 131L126 132V130H124ZM156 131H157V130H156ZM198 131H199V129H198ZM56 132H57V131H56ZM56 132H55V133H56ZM213 132H214V131H213ZM3 133H5V134H3ZM37 133H38V132H37ZM60 133H61V132H60ZM72 133H73V132H72ZM78 133H80V132H78ZM155 133H156V132H155ZM158 133H159V132H158ZM202 133H203V132H202ZM216 133H217V132H216ZM44 134H45V135H44ZM80 134H81V133H80ZM80 134H79V135H80ZM82 134H83V133H82ZM87 134H89V133H87ZM91 134H92V133H91ZM93 134H92V135H93ZM105 134H106V133H105ZM107 134H108V133H107ZM109 134H110V133H109ZM126 134H127V133H126ZM21 135H23V137H22ZM31 135H33V136L31 137ZM53 135H54V136H53ZM58 135L60 136V134H58ZM58 135H57V137H58ZM66 135H68V133H67ZM71 135L74 136V134H71ZM79 135H78V136H79ZM83 135H85V131H84V134H83ZM111 135H112V134H111ZM111 135H110V136H111ZM158 135H159V134H158ZM198 135H199V134H198ZM198 135H197V136H198ZM208 135H211V134H209V132H207V136H208ZM213 135H214V134H213ZM0 136H1V135H0ZM35 136H36V138L39 137L38 139L41 138V137L39 136V134H38V136H37V134H36ZM64 136H65V135H64ZM64 136H62V138H63ZM75 136H77V134H76ZM80 136H81V135H80ZM110 136H109V137H110ZM113 136H114V135H113ZM126 136H127V135H126ZM203 136H204V135H203ZM211 136H212V135H211ZM30 137H31V138H30ZM65 137L67 138V136H65ZM71 137H72V136H71ZM90 137H91V136H90ZM92 137H93V136H92ZM119 137H120V135H119ZM166 137H167V136H166ZM166 137L164 136L163 139L168 140L169 137H167L168 139H167ZM1 138H2V136H1ZM3 138H4V137H3ZM3 138H2V139H3ZM47 138L49 139V137H47ZM47 138H46V139H47ZM60 138H61V136L59 137V139H60ZM66 138H64V139L66 140ZM68 138H69V136H68ZM68 138H67V139H68ZM78 138H79V137H78ZM81 138H83V137H81ZM98 138H99V137H97L96 139H98ZM102 138H103V137H102ZM105 138H106V137H105ZM105 138H104V139H105ZM114 138H115V137H114ZM126 138H127V137H126ZM159 138H160V136H159ZM199 138H200V136H199ZM206 138H207V137H206ZM44 139H45V137H44ZM44 139H43V141H44ZM64 139H63V140H64ZM100 139H101V138H100ZM128 139H129V138H128ZM197 139H198V138H197ZM200 139H201V138H200ZM200 139H198V140H200ZM209 139H211V137H209ZM50 140H51V139H50ZM52 140H53V138H52ZM60 140H61V139H60ZM63 140H62V141H63ZM72 140L74 141V139H72ZM81 140H82V139H81ZM81 140H79V142H80ZM85 140H86V139H85ZM91 140L93 141V138H92ZM98 140H99V139H98ZM106 140H107V139H106ZM118 140H119V138H118ZM154 140H155V141H154ZM170 140H171V139H169V141H170ZM207 140H208V139H207ZM48 141H49V140H48ZM53 141L58 142V141H56V140H53ZM69 141H70V140H69ZM69 141H68L67 143H69ZM102 141H103V140H101V141L98 142V143H101ZM104 141H105V140H104ZM129 141H130V140H129ZM159 141H161V140H158V142H159ZM163 141H164V140H162V142H163ZM169 141H168V142H169ZM202 141L204 142L205 140H202ZM44 142H45V141H44ZM46 142H47V141H46ZM46 142H45V143H46ZM49 142H50V141H49ZM59 142H60V141H59ZM76 142H78V141H76ZM111 142H112V141H111ZM111 142L109 141V144H111ZM170 142H171V141H170ZM47 143H48V142H47ZM65 143H66V142H65ZM70 143H72V142H70ZM70 143H69V146H70ZM82 143H83V142H82ZM85 143H86V142H85ZM92 143H93V142H92ZM95 143H96V141H95ZM159 143H161V142H159ZM61 144H63V143L61 142ZM75 144H76V143H75ZM87 144H88V143H87ZM102 144H103V143H102ZM117 144H119V142H118ZM129 144H133V142H131V143H129ZM157 144H158V143H157ZM166 144H167V143H166ZM170 144H173V143H170ZM204 144H205V143H204ZM48 145H49V144H48ZM48 145H46V146H48ZM66 145H67V144H66ZM66 145H65V146H66ZM71 145H72V144H71ZM85 145H86V144H85ZM91 145H92V144H91ZM99 145H100V144H99ZM99 145H98V146H99ZM164 145H165V144H164ZM167 145L169 146V144H167ZM167 145L165 146V148L167 147ZM63 146H64V144H63ZM88 146H89V145H88ZM96 146H97V145H96ZM72 147H73V145H72ZM75 147H77V146H75ZM93 147H95V146H93ZM104 147H105V146H104ZM118 147H120V146L118 145ZM171 147H172V146H171ZM58 148H63V149H65V147H60L59 145H58ZM96 148H97V147H96ZM125 148H127V147H125ZM167 148H168V147H167ZM172 148H173V147H172ZM72 149H73V148H72ZM72 149H71V150H72ZM80 149L82 150V147H81ZM89 149H90V148H89ZM94 149H95V148H94ZM120 149H121V148H120ZM127 149H128V150H125V151H127V152H128V151L132 152V151H131V150H132V147H131V149L129 150V146H128ZM60 150H61V149H60ZM73 150H74V149H73ZM73 150H72V151H73ZM87 150H88V148H87ZM168 150H169V149H168ZM171 150H172V149H171ZM25 151H26V152H25ZM105 151H106V150H105ZM123 151H124V150H123ZM161 151H162V152H160V153H163V148L161 149ZM140 152H141V153H140ZM164 152L167 153V152H166V149L164 150ZM66 153H67V152H66ZM70 153H71V152H70ZM74 153H75V152H74ZM78 153H79V151H78ZM83 153H84V152H82V154H83ZM125 153H126V152H125ZM165 153H163L162 155L166 157V155H164ZM82 154H81V152H80L79 155H82ZM109 154H110V153H109ZM134 154H135V153H134ZM141 154H142V156H141ZM167 154H168V153H167ZM170 154H171V152H170ZM170 154H169V155H170ZM58 155H60V153H59ZM71 155H72V154H71ZM74 155H75V154H74ZM74 155H73V156H74ZM79 155H78V157L81 158ZM124 155H125V154H124ZM65 156L67 157V155H65ZM143 156H144V158H143ZM158 156H159V157H158ZM163 156L161 157V159L163 158ZM57 157H58V156H56V158H57ZM66 157H64V159H67ZM70 157H71V156H70ZM116 157L119 158V156H116ZM165 157H164V158H165ZM167 157H168V155H167ZM167 157H166V159H167ZM58 158H59V157H58ZM58 158H57V159H58ZM127 158H128V157H127ZM131 158H133V157L131 156L129 161H131ZM57 159H55V160H57ZM74 159H75V156H74ZM76 159H77V158H76ZM83 159H84V158H83ZM34 160H35V161H34ZM72 160H73V158H72ZM85 160H86V159H85ZM109 160H110V159H109ZM157 160H158V159H157ZM157 160H156V162H157ZM162 160H163V159H162ZM164 160H165V159H164ZM167 160H168V159H167ZM57 161H58V160H57ZM59 161H61V159H59ZM65 161H66V160H65ZM82 161H84V160H82ZM158 161H160V160H158ZM53 162H54V161H53ZM63 162H64V161H63ZM67 162H69V161H67ZM70 162H71V161H70ZM78 162H79V161H78ZM112 162H113V161H112ZM115 162H116V161L114 160V164L117 163V162H116V163H115ZM84 163H85V162H84ZM86 163H87V162H86ZM130 163H131V162H130ZM54 164H55V162H54ZM54 164H53V165H54ZM62 164H63V163H62ZM62 164H61V165H62ZM104 164L106 165V163H104ZM104 164H103V166H101L100 168L105 167ZM107 164H108V162H107ZM132 164H133V162H132ZM110 165H111V164H110ZM110 165H109V166H110ZM130 165H131V164H130ZM58 166H59V165H58ZM107 166H108V165H107ZM135 166H136V165H135ZM135 166L133 165V167H135ZM153 166H154V165H153ZM52 167H53V166H52ZM115 167H116V165H115ZM115 167H113V168H115ZM123 167H124V166H123ZM137 167H138V166H137ZM60 168H61V166H60ZM60 168H59V169H60ZM66 168H67V167H66ZM106 168H107V167H106ZM108 168H110V167H108ZM131 168H132V167H130V169H131ZM146 168H144V169L146 170ZM55 169H58V168H54V170H55ZM61 169L64 171L63 166H62ZM67 169H68V168H67ZM119 169H120V168H119ZM152 169H153V168H152ZM100 170H101V169H100ZM102 170H103V169H102ZM102 170H101V171H102ZM104 170H105V168H104ZM104 170H103V171H104ZM108 170H109V169H108ZM108 170H107V171H108ZM111 170H112V168H111ZM111 170H110V171H111ZM126 170H127V168H126ZM126 170H125V171H126ZM137 170H138V169H137ZM141 170H143V169H141ZM153 170L155 171V169H153ZM39 171H40V170H39ZM55 171H56V170H55ZM96 171H97V170H96ZM105 171H106V170H105ZM53 172H54V171H53ZM53 172H52V173H53ZM58 172H59V170H57V175H56V176H58V175L60 174V173L58 174ZM64 172H65V171H64ZM112 172H113V170H112ZM112 172H111V173H112ZM116 172H117V171H116ZM120 172H122V171H120ZM126 172H127V171H126ZM128 172H129V171H128ZM143 172H144V171H143ZM43 173H44V172H43ZM66 173H67V172H66ZM69 173H70V172H68V174H69ZM97 173H98V172H97ZM113 173H115V172H113ZM135 173H137V171H135L134 174H135ZM138 173H139V172H138ZM141 173H142V171H141ZM141 173H140V175H141ZM45 174H46V176H45V180H46L48 174H47V172H45ZM45 174H44V175H45ZM95 174H96V173H95ZM95 174H94V175H95ZM98 174H100V172H99ZM119 174H120V173H118V175H119ZM124 174H125V173H124ZM124 174H122V175H124ZM126 174H127V173H126ZM144 174H147V173H144ZM51 175H52V174H51ZM51 175L49 174L48 177L51 176ZM62 175H64V174H62ZM66 175H67V174H66ZM66 175H65V176H66ZM102 175H103V174H102ZM116 175H117V173H116L115 175L113 174V177H114V176L116 177ZM120 175H121V174H120ZM138 175H139V174H138ZM153 175H154V174H153ZM59 176H61V175H59ZM65 176H63V177H65ZM95 176H96V175H95ZM95 176H93V177H95ZM111 176H112V175H111ZM142 176H143V175H142ZM149 176H150V174H149ZM149 176H148V177H149ZM69 177H71L70 174H69ZM69 177H68V178H69ZM99 177H100V176H99ZM120 177L122 178V176H120ZM125 177H127V176L125 175ZM132 177H133V175H132ZM151 177H152V174H151ZM154 177H155V175H154ZM38 178H39V177H38ZM49 178H50V177H49ZM66 178H67V176H66ZM102 178H103V176H102ZM102 178H100L98 181L100 182V180H101ZM117 178L119 179V176H117ZM130 178H131V177H130ZM35 179H36V178H35ZM69 179H70L69 182H70V184H71V180H72V179H71V178H69ZM105 179H106V177H105ZM115 179H116V178H115ZM144 179H145V178H144ZM150 179H151V178H150ZM150 179H148V180H150ZM31 180H32V179H31ZM37 180H38V179H37ZM45 180H43V182H44L43 184H44V185H45ZM49 180H50V179H49ZM60 180H62V179H60ZM63 180H64V179H63ZM63 180H62V181H63ZM95 180H96V182H97L96 177H95ZM95 180L93 179L94 182H95ZM103 180H104V178H103ZM103 180H101V182H102ZM116 180H117V179H116ZM133 180H134V179H133ZM133 180H132V181H133ZM67 181H68V180H67ZM74 181H75V180H74ZM105 181L107 182V180H105ZM122 181L124 182V180H122ZM130 181H131V180H130ZM29 182H31V181H29ZM32 182H34V180H32ZM32 182H31V183H32ZM47 182H48V180H46V184H47ZM50 182H54V181L51 179ZM50 182H49V183H50ZM65 182H66V181H65ZM69 182H68V183H69ZM72 182H73V180H72ZM106 182H105V183H106ZM111 182H113V181H111ZM123 182H122V183H123ZM134 182H136V181H134ZM147 182H148V181H147ZM160 182H161V181H160ZM40 183H41V182H40ZM97 183H98V182H97ZM102 183H103V182H102ZM109 183H110V182H109ZM114 183H115V182H114ZM118 183H119V182H118ZM118 183H117V185L120 184V183H119V184H118ZM127 183H128V182H127ZM50 184H51V183H50ZM89 184H91V183H89ZM100 184H101V183H100ZM115 184H116V183H115ZM133 184H134V183H133ZM31 185H32V184H31ZM39 185H42V184H39ZM102 185H103V184H102ZM117 185H114V186L116 187ZM130 185H131V182H130ZM26 186H27V185H26ZM45 186L47 187V185H45ZM48 186H49V185H48ZM53 186H54V184L52 185V188L54 189ZM56 186H57V185H56ZM103 186H104V185H103ZM103 186H102V187H103ZM112 186H113V185H112ZM112 186H111V188H112V189H115V188H113ZM35 187H37V186H35ZM43 187H44V186H43ZM43 187H42V190H43ZM50 187H51V185H50ZM69 187L72 188L73 186H69ZM86 187H87V186H86ZM109 187H110V186H108V189H110ZM120 187H121V186H120ZM120 187H119V188H120ZM130 187H131V186H130ZM133 187H134V186H133ZM263 187H264V186H263ZM24 188H25V187H24ZM24 188H22V189H24ZM32 188H33V187H32ZM37 188H38V187H37ZM44 188H45V187H44ZM104 188H107V187H104ZM123 188H124V187H123ZM134 188H135V187H134ZM134 188H129V189H131V191H133ZM22 189L19 190V191H22ZM26 189H27V188H25V190H26ZM33 189H34V188H33ZM72 189H73V188H72ZM72 189H71V192H70V193H72V192L75 190V188L73 189V191H72ZM112 189H111V191H113ZM120 189H121V188H120ZM120 189H119V190H120ZM27 190H28V192H29V189H27ZM48 190H49V189H47V191H48ZM57 190H58V189H57ZM124 190H125V189H124ZM126 190H127V188H126ZM140 190H141V189H140ZM47 191H45V192H47ZM64 191H65V190H64ZM87 191H88V190H87ZM117 191H118V190H117ZM129 191H130V190H129ZM147 191H149V190H147ZM23 192H24V190H23ZM49 192H50V190H49ZM49 192H48V194H49ZM53 192L55 193V191H53ZM60 192H61V191H60ZM60 192H59V193H60ZM120 192H121V191H120ZM136 192H137V191H135V192H133V193H136ZM160 192H161V191H160ZM20 193H21V192H20ZM34 193H35V192H34ZM59 193H56V194H58V197H59ZM67 193H68V192H67ZM73 193H74V192H73ZM75 193H76V192H75ZM113 193H114V192H113ZM21 194L24 195L23 193H21ZM39 194H40V193H39ZM44 194H45V193H44ZM52 194H53V193H52ZM63 194H64V193H63ZM111 194H112V193H111ZM119 194H120V193H119ZM123 194H124V192H123ZM147 194H148V192H147ZM34 195H35V194H34ZM41 195H42V192H41ZM53 195H54V194H53ZM60 195H61V193H60ZM74 195H75V194H73V196H74ZM105 195H106V194H105ZM107 195H108V194H107ZM107 195H106V196H107ZM120 195H121V194H120ZM129 195H130V194H129ZM18 196L20 197V195H18ZM26 196H27V194H26ZM49 196H52V195L50 194V195H48L47 197L49 198ZM55 196H56V195H55ZM64 196H65V195H64ZM69 196H70V195H69ZM71 196H72V195H71ZM71 196H70V197H71ZM109 196H110V195H109ZM117 196H118V195H117ZM121 196H122V195H121ZM123 196H124V195H123ZM132 196H133V195H132ZM157 196H158V195H157ZM157 196H156V197H157ZM164 196H165V195H164ZM167 196H168V195H167ZM19 197H18V198H19ZM39 197H40V196H39ZM60 197H61V196H60ZM75 197H76V195H75ZM80 197H81V196H80ZM136 197H137V195H136ZM33 198H34V196H33ZM40 198H41V197H40ZM50 198H51V197H50ZM55 198H56V197H55ZM61 198H62V197H61ZM65 198H66V197H65ZM71 198H72V197H71ZM102 198H103L102 196H101V198H99V199H101V200H100L101 202H102ZM130 198H132V197L130 196ZM133 198H134V197H133ZM148 198H149V197L147 196V199H148ZM169 198H170V197H169ZM26 199H27V198H26ZM59 199H60V198H59ZM59 199H58V200H59ZM112 199H115V198H112ZM123 199H124V198H123ZM127 199H128V198H127ZM144 199H145V198H144ZM164 199H165V198H164ZM33 200H34V199H33ZM44 200H47V199L44 198ZM44 200H41V201L43 202ZM49 200H50V199H49ZM103 200H104V199H103ZM124 200H125V199H124ZM128 200H129V199H128ZM132 200H133V199H132ZM134 200H135V198H134ZM136 200H137V202L139 203L140 200H139V201H138V199H136ZM161 200H162V199H161ZM165 200H167V199H165ZM19 201H21V200H19ZM55 201H56V200H55ZM60 201H62V200H60ZM63 201H64V203H66V202H67V199H65V200L63 199ZM65 201H66V202H65ZM96 201H97V200H96ZM100 201L98 200V204H100V203H99ZM109 201H110V199H109ZM117 201H118V200H116V202H117ZM142 201H143V199H142ZM21 202H22V201H21ZM51 202H52V201H51ZM58 202H59V201H58ZM110 202H111V201H110ZM119 202H120V201H119ZM119 202H118V203H119ZM125 202H126V200H125ZM129 202H131V201H129ZM167 202H168V201H167ZM45 203H46V202H45ZM60 203H61V202H60ZM62 203H63V202H62ZM62 203H61V205H60L61 207L64 205V204L62 205ZM95 203H96V202H95ZM95 203H94V204H95ZM106 203H107V202H106ZM122 203H123V201H122ZM122 203H121V206H123ZM131 203H133V202H131ZM143 203H144V202H143ZM17 204H18V203H16V205H17ZM57 204H58V203H56V205H57ZM89 204H90V203H89ZM98 204H96V205H98ZM116 204H117V203H116ZM129 204H130V203H128V206H129ZM133 204H134V203H133ZM136 204H137V203H136ZM136 204H134V205H136ZM139 204H140V203H139ZM19 205H21V204H19ZM35 205H38V204H35ZM42 205H44V204L42 203ZM51 205H52V204H51ZM56 205H55V207H56ZM67 205H68V204H67ZM69 205H70V203H69ZM69 205H68V206H69ZM92 205H93V203H92ZM92 205H91V207L93 208ZM102 205H104V204H102ZM17 206H18V205H17ZM44 206H45V205H44ZM44 206H41V205H40V207H44ZM46 206H47V205H46ZM46 206H45V208H47ZM58 206H59V204H58ZM68 206H67V208H68ZM106 206H107V205H106ZM119 206H120V205H119ZM140 206H141V205H140ZM140 206H139V207H140ZM14 207H15V206H14ZM21 207H23V206H21ZM38 207H39V206H38ZM61 207H60V208H61ZM63 207H66V205L63 206ZM70 207H74V206H70ZM70 207H69V208H70ZM113 207H115V206H113ZM129 207H130V206H129ZM15 208H16V207H15ZM17 208H18V207H17ZM17 208H16V209H17ZM99 208H100V207H98V209H99ZM107 208H108V207H107ZM119 208H120V207H119ZM119 208H118V210H119ZM133 208H135V207L133 206ZM136 208L138 209L137 206H136ZM136 208H135V210H136ZM143 208H144V207H143ZM260 208H261V207H260ZM16 209H15V211H16ZM22 209H23V208H22ZM41 209H42V208H41ZM63 209H64V208H63ZM65 209H66V208H65ZM73 209H74V210H73ZM126 209H128V207H127ZM130 209H131V207H130ZM161 209H162V208H161ZM30 210H32L31 207H30ZM30 210H29V211H30ZM39 210H40V209H39ZM44 210H45V209H44ZM52 210H53V209L51 208V211H52ZM54 210H55V209H54ZM57 210H58V209H57ZM60 210H61V209H60ZM60 210H59V211H60ZM68 210H69V209H68ZM96 210H97V208H96ZM101 210L103 211V209H101ZM113 210H114V209H113ZM115 210H116V209H115ZM133 210H134V209H133ZM133 210L130 211V212H133ZM140 210H142V208H140ZM143 210H144V209H143ZM146 210H147V209H146ZM157 210H158V209H157ZM159 210H160V209H159ZM17 211H18V210H17ZM19 211H21V210H19ZM23 211H24V210H23ZM26 211H28V210H26ZM29 211H28V212H29ZM72 211H75V208H72ZM77 211H78V210H77ZM93 211H94V210H93ZM102 211H101V212H102ZM119 211H120V210H119ZM126 211H127V210H126ZM240 211H241V213H242V211L244 212L243 209L240 210ZM10 212L12 213L13 211H10ZM24 212H25V211H24ZM34 212H36V211H34ZM34 212H33V210H32V215H33ZM41 212H42L41 215H43V212H47V210H46V211L40 210V213H41ZM55 212H57V211H55ZM66 212H68V211H66ZM70 212H71V211H70ZM78 212H79V211H78ZM82 212H83V211H82ZM82 212H81V214H82ZM97 212H99V210H97ZM103 212H104V211H103ZM105 212H106V211H105ZM127 212H128V211H127ZM130 212H128V213H130ZM146 212H148V211H144V213H146ZM29 213H30V212H29ZM40 213H39L38 216H40ZM47 213H49V212H47ZM47 213H46V214H47ZM51 213H53V211H52ZM59 213L62 214V211L59 212ZM59 213H57V214H59ZM112 213H113V212H112ZM118 213H120V212H118ZM138 213H139V212H138ZM138 213H137V214H138ZM142 213H143V211H142ZM252 213H253V212H252ZM252 213H251V214H252ZM17 214H18V213H17ZM25 214H26V213H25ZM36 214H37V213H36ZM55 214H56V213H55ZM60 214H59V215H60ZM79 214H80V212H79ZM84 214L87 215V213H84ZM99 214H100V213H99ZM99 214L96 213V217H97V215H99ZM109 214H111V213H109ZM133 214H134V212H133ZM133 214H132V215H133ZM137 214H136V216H137ZM147 214H148V213H147ZM238 214H239V213H238ZM238 214H237V215H238ZM244 214H245V212H244ZM5 215H6V216H5ZM8 215H10V216L12 215V216H13V214H10V213H9ZM14 215H15V214H14ZM19 215H20V214H18V216H19ZM21 215H22V213H21ZM30 215H31V214H30ZM32 215H31V216H32ZM34 215H35V214H34ZM100 215H101V214H100ZM158 215H159V214H158ZM241 215H242V214H241ZM12 216H11V217H12ZM18 216H17V217H18ZM26 216H27V215H26ZM26 216H25V220H26ZM35 216H36V215H35ZM56 216H58V215H56ZM56 216H55V217H56ZM76 216H78V215H76ZM103 216H104V215H103ZM130 216H131V215H130ZM136 216H135V217H136ZM176 216H177V215H176ZM238 216H239V215H238ZM246 216H248V215L246 214ZM246 216H245V217H246ZM249 216H252V217H251V218H252V221H251V222H253V214H252V215L249 214ZM256 216H257V215H255V218H256ZM15 217H16V215L14 216V219H15ZM44 217H45V215H44ZM58 217H59V216H58ZM58 217H57V218H58ZM61 217H62V218H65L64 215H62ZM85 217H86V216H85ZM87 217H88V215H87ZM114 217H115V216H114ZM116 217H117V216H116ZM133 217H134V216H133ZM245 217H244V218H245ZM19 218H20V217H19ZM23 218H24V216H23ZM32 218H34V217H32ZM35 218H37V217H35ZM52 218H54V217H52ZM52 218H51V219H52ZM59 218H60V217H59ZM59 218H58V222H59ZM90 218H91V214H90ZM94 218H95V216H94ZM105 218H108V217H105ZM105 218H104V219H105ZM111 218H112V217H111ZM111 218H110V219H111ZM129 218H130V217H129ZM147 218H148V217H147ZM236 218H238V217L236 216ZM242 218H243V217H242ZM16 219H18V218H16ZM29 219H30V218L28 217V220H29ZM46 219H47V218H46ZM48 219H49V218H48ZM117 219H118V217H117ZM119 219H120V218H119ZM148 219H149V218H148ZM247 219H250V218H247ZM30 220H31V219H30ZM30 220H29V223H27V224H28V227H30V226H35V225H33V224H35L36 221L33 223V221L31 220V221H32L31 223H33V224L30 225ZM35 220H36V219H35ZM54 220H55V219H54ZM56 220H57V219H56ZM96 220H98V219H96ZM113 220H114V219H113ZM120 220H121V219H120ZM145 220H146V219H145ZM235 220H237V219H235ZM235 220H234V221H235ZM254 220H255V219H254ZM7 221H8V220H7ZM62 221H63V220H62ZM93 221H94V220H93ZM104 221H106V219H105ZM104 221H103V222H104ZM146 221H147V220H146ZM255 221H256V220H255ZM8 222H10V221H8ZM11 222H12V221H11ZM11 222H10V223H11ZM24 222H25V221H24ZM26 222H27V221H26ZM26 222H25V224H26ZM47 222H48V221H47ZM60 222H61V221H60ZM60 222H59V223H60ZM64 222H65V221H64ZM75 222H76V220H75ZM75 222H74V223H75ZM91 222H92V221H86V220H85V221H82L80 227L74 231V233L72 234V237H70V238H71V240H70V241H71V242H70L71 245H70V248L66 250L67 253H72V252L75 251V252H78V253L83 254V253L87 252V251L90 249L92 243L94 242V240H95V238H96L95 230H96V232L98 231V230L95 228V225H94V224H95L94 222L98 223V221H94V222H92V223H91ZM114 222H115V220H114ZM118 222H119V220H118ZM249 222H250V220L248 221V224H249ZM41 223H42V222H41ZM41 223H40V224H41ZM43 223H45V222L43 221ZM48 223H51V222H48ZM53 223H54V222H53ZM55 223H56V222H55ZM59 223H58V224H55V225H53V226H56V225H57L59 228H61L60 225H59ZM62 223H63V222H62ZM78 223H79V222H78ZM78 223H76V224H78ZM99 223H100V221H99ZM110 223H111V221H110ZM146 223H147V222H146ZM0 224L5 225V223H0ZM13 224H17V223L14 222ZM27 224H26L25 227H27ZM40 224H36V225H38V227H40ZM104 224H105V223H104ZM113 224H114V223H113ZM248 224H247V223L245 224V219H244V225L246 226V225H248ZM7 225L9 226V224H7V222H6V227H7ZM17 225L19 226V224H17ZM17 225H16V226H17ZM29 225H30V226H29ZM42 225H43V224H42ZM49 225H52V224H49ZM49 225L45 226L46 229H47V227H48V229L50 228ZM65 225H66V224H65ZM96 225H97V224H96ZM116 225H117V224H116ZM118 225H119V224H118ZM120 225H121V223H120ZM127 225H128V224H127ZM139 225H140V224H139ZM172 225H173V224H172ZM232 225H233V224H232ZM244 225H242V227H243ZM77 226H78V225H77ZM98 226H99V225H98ZM248 226H249V225H248ZM251 226H252V224H250V227H251ZM23 227H24V226H23ZM42 227H44V226H42ZM51 227H52V226H51ZM58 227H57V228H58ZM72 227H73V226H72ZM72 227H71V228H72ZM102 227H103V226H102ZM104 227L106 228L105 225H104ZM108 227H109V226H108ZM114 227H115V226H114ZM114 227L112 226L113 231H114ZM116 227H117V226H116ZM116 227H115V228H116ZM125 227H126V226H125ZM242 227H241V228H242ZM11 228H12V227H11ZM35 228H36V227H35ZM35 228H34V229H35ZM68 228H69V227H68ZM71 228H70V229H71ZM74 228H75V226H74ZM120 228H121V227H120ZM141 228H142V227H141ZM247 228H248V227H247ZM3 229H4V228H2L1 231H3ZM7 229H9V228H7ZM19 229H20V228H18V231H19ZM21 229H23V228L21 227ZM32 229H33V227H32ZM51 229H53V228H51ZM61 229H62V228H61ZM70 229H69V230H70ZM138 229H139V228H138ZM232 229L234 230L233 227H232ZM245 229H246V227H245ZM10 230H11V229H10ZM23 230H26V231H27V228H26V229L24 228ZM23 230H22V231H23ZM28 230H29V229H28ZM63 230H64V229H63ZM120 230H121V229H120ZM237 230H238V228L236 229V232H237ZM5 231H6V229L4 230V232H5ZM11 231H12V230H11ZM11 231H10V232H11ZM13 231H14V230H13ZM16 231H17V230H16ZM29 231H31V229H30ZM36 231H38V230H36ZM50 231L53 232L54 229H53V231H52V230H50ZM72 231H73V229H72ZM118 231H119V230H118ZM239 231H240V230H239ZM242 231H243V230H241V232H242ZM244 231H246V230H244ZM4 232H3V233H4ZM20 232H21V231H20ZM23 232H25V231H23ZM23 232H21V233H23ZM32 232H33V230H32ZM38 232H39V231H38ZM48 232H49V231H48ZM63 232H64V231H63ZM70 232H71V231H70ZM247 232H248V231H247ZM250 232H251V230H250ZM7 233H8V232H7ZM18 233H19V232H18ZM26 233H28V231H27ZM30 233H31V232H30ZM34 233H36V232H34ZM41 233H44V232L41 231ZM68 233H69V232H68ZM71 233H72V232H71ZM71 233H70V234H71ZM115 233H117V231H116ZM234 233H235V232H234ZM251 233H253V232H251ZM1 234H2V233H1ZM1 234H0V235H1ZM11 234H12V232H11ZM11 234H9V235H11ZM16 234H17V233H16ZM24 234H25V233H24ZM24 234H23V235H24ZM44 234H45V233H44ZM44 234H43V235H44ZM46 234H47V233H46ZM46 234H45V235H46ZM49 234H50V233H48V237H49ZM52 234L54 235L55 233H52ZM52 234H51V235H52ZM64 234H65V233H64ZM239 234H240V233H239ZM3 235H4V234H3ZM7 235H8V234H7ZM7 235H6V236H7ZM13 235H14V233H13ZM18 235H21V234H17V236H18ZM30 235H32V234H30ZM38 235H39V234H38ZM230 235H231V234H230ZM235 235H236V234H235ZM247 235H248V234H247ZM257 235H258V234H257ZM4 236H5V235H4ZM4 236H3L2 239L0 238V261H2V264H5V263H3V262H4L3 259L6 260V261H5L6 264H32V263H30L27 259L23 258L24 254L21 255L22 257H21L20 255H17V253H16V255H15L14 252H15V251L18 252V251H17V250H14V249H13L14 247H12V249L14 250V251L12 252V249H11V246H12V245H10V244H11L13 241H12V242H9V243H10V244H9V243L7 242V240H6V242H7V243H6V242L4 241V240H5ZM6 236H5V237H6ZM14 236H16V235H14ZM32 236H34V235H32ZM35 236H36V235H35ZM39 236H40V235H39ZM97 236H98V235H97ZM123 236H124V235H123ZM251 236L253 237V234H252ZM258 236H259V235H258ZM0 237H1V236H0ZM21 237H22V236H21ZM21 237L19 236V239H21ZM27 237H28V236H27ZM187 237H188V236H187ZM233 237H234V236H233ZM238 237H239V236H238ZM243 237H244V236H243ZM245 237H246V235H245ZM247 237H248V236H247ZM260 237H261V236H260ZM11 238H13V237H10V240H11ZM14 238H16V237H14ZM23 238H24V237H23ZM23 238H22V239H23ZM46 238H47V236H46ZM49 238H50V237H49ZM220 238H221V237H220ZM256 238H257V237H256ZM262 238H264V235H262ZM262 238H261V239H262ZM6 239H7V238H6ZM16 239H17V238H16ZM19 239H17V240H19ZM25 239H26V238H24L23 240L25 241ZM27 239H28V238H27ZM38 239H39V237H38ZM38 239H36V241H38ZM54 239H55V238H54ZM54 239H53V240H54ZM57 239H58V238H57ZM227 239H228V238H227ZM239 239H240V238H239ZM261 239L258 238V240H261ZM2 240H3V241H2ZM8 240H9V239H8ZM12 240H13V239H12ZM14 240H15V239H14ZM23 240H20V241L18 242V244L21 243V242H24ZM28 240H29V239H28ZM46 240H47V239H46ZM53 240H52V241H53ZM60 240H61V239H60ZM68 240H69V239H68ZM243 240H244V239H243ZM251 240H252V239H251ZM251 240H250V241H251ZM256 240H257V239H256ZM258 240H257V241H258ZM31 241H32V238H31V240H30V243H31ZM39 241H42V239L39 240ZM43 241H44V239H43ZM54 241H55V240H54ZM58 241H59V240H57V242H58ZM230 241H231V240H230ZM44 242L46 243V242H48V241H44ZM44 242H42V243H44ZM62 242H63V241H62ZM227 242H228V240H227ZM227 242H226V243H227ZM252 242H254V241H252ZM25 243H27V240L25 241ZM30 243H28L27 245H29ZM40 243H41V242H40ZM42 243H41V245H43ZM54 243H55V242H54ZM58 243H59V242H58ZM129 243H130V242H129ZM254 243H255V242H254ZM262 243H263V242H262ZM14 244H15V242H14ZM16 244H17V242H16ZM16 244H15V245H16ZM18 244H17V245H18ZM48 244H49V243H48ZM48 244H47V245H48ZM52 244H53V242H52ZM68 244H69V243H68ZM96 244H97V243H96ZM245 244H246V243H245ZM256 244H257V243H256ZM17 245H16V246H17ZM41 245H40V247H41ZM54 245H55V244H54ZM59 245H61V242L59 243ZM66 245H67V244H66ZM227 245H228V244H227ZM232 245H233V244H232ZM51 246H52V245H51ZM61 246H62V245H61ZM61 246H60V247H61ZM233 246H234V245H233ZM257 246H258V245H257ZM21 247H23V246L21 245ZM32 247H33V246H32ZM40 247H39V248H40ZM47 247H48V246H47ZM56 247H57V246H56ZM67 247H68V245H67ZM92 247H93V246H92ZM129 247H130V246H129ZM258 247H259V246H258ZM261 247H262V246H260L259 249H260ZM17 248H18V247H17ZM24 248H25V247H24ZM41 248H42V247H41ZM49 248H50V247H49ZM51 248H52V247H51ZM93 248H96V247L94 246ZM247 248L249 249L250 247H247ZM254 248H255V247H254ZM256 248H257V247H256ZM18 249H19V248H18ZM21 249H22V248H21ZM26 249H27V247H26ZM26 249H25V250H26ZM56 249H57V248H56ZM134 249H135V248H134ZM259 249H257V250H259ZM25 250H24V251H25ZM30 250H32L31 247H30ZM36 250H38L37 247H36ZM42 250H46V248H45V249H42ZM49 250H50V249H49ZM53 250H54V249H53ZM53 250H52V251H53ZM132 250H133V249H132ZM249 250H250V249H249ZM251 250H252V249H251ZM263 250H264V248H263ZM24 251H23V252H24ZM33 251H35L34 248H33ZM91 251H92V250H91ZM94 251H95V250H94ZM245 251H247V250H245ZM253 251H254V250H253ZM35 252H37V251H35ZM41 252H42V251H41ZM43 252H44V251H43ZM46 252H47V251H46ZM46 252H45V253H46ZM95 252H96V251H95ZM247 252H248V251H247ZM254 252H255V251H254ZM18 253H20V252H18ZM24 253H25V252H24ZM26 253H27V252H26ZM45 253H44V254H45ZM48 253H50V252H48ZM48 253H47V254H48ZM59 253H60V251H59ZM59 253H58V254H59ZM78 253H77V254H78ZM89 253H90V252H89ZM91 253H92V252H91ZM91 253H90V254H91ZM256 253H257V251H256ZM13 254L15 255L14 258H13V256H14ZM33 254H34V253H33ZM35 254H36V255H37V254L39 255V251H38V253H35ZM47 254H46V255H47ZM56 254H57V252H56ZM94 254H95V253H94ZM94 254H93V256H94ZM243 254H244V253H243ZM248 254H250V253H248ZM252 254H253V253H252ZM252 254H250V255L252 256ZM50 255H51V254H50ZM70 255H71V254H70ZM130 255H131V254H130ZM245 255H246V254H245ZM11 256H12V257H11ZM39 256H41V255H39ZM54 256H55V255H54ZM64 256H65V255H64ZM41 257H42V256H41ZM41 257H40V258H41ZM57 257H58V258H60V257L62 258L63 255L61 256V254H60V257H59V256H57ZM36 258H37V257H36ZM42 258H45V257H42ZM42 258H41V259H42ZM53 258H54V257H53ZM68 258H69V257H68ZM86 258H87V257H86ZM91 258H92V256H91ZM255 258H256V257H255ZM29 259H30V258H29ZM37 259H38V258H37ZM37 259H36V260H37ZM69 259H70V258H69ZM71 259H72V258H71ZM74 259H75V258H74ZM87 259H88V258H87ZM89 259H90V258H89ZM139 259H140V258H139ZM33 260H34V259H33ZM45 260H47V259L45 258L44 261H45ZM64 260H66V259L64 258ZM75 260H77V259H75ZM75 260H74V261H75ZM241 260H242V259H240L239 261H241ZM252 260H253V259H252ZM256 260H257V259H256ZM256 260H255V261H256ZM40 261L42 262V260H40ZM60 261H61V260H59V264H60ZM62 261H63V260H62ZM72 261H73V260H72ZM32 262H33V261H32ZM37 262H38V261H37ZM63 262H64V261H63ZM80 262H81V261H80ZM85 262H86V261H85ZM244 262H245V260H244ZM244 262H243V263H244ZM64 263H65V262H64ZM82 263H83V261H82ZM233 263H234V262H233ZM238 263H239V262H238ZM247 263H249V262L246 261V264H247ZM0 264H1V263H0ZM33 264H35V260H34ZM62 264H63V263H62ZM240 264H242V263H240ZM260 264H264V252H262V253L260 254Z\"/></svg>",
	"mask_w": 264,
	"mask_h": 264
}]
</instances>
